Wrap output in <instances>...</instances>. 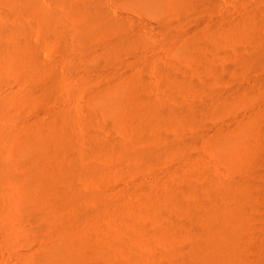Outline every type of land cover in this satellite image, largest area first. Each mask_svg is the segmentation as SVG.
<instances>
[{"label":"rangeland","instance_id":"1","mask_svg":"<svg viewBox=\"0 0 264 264\" xmlns=\"http://www.w3.org/2000/svg\"><path fill=\"white\" fill-rule=\"evenodd\" d=\"M11 1H14V0H11ZM18 1H23V0H18ZM27 1L29 3V7L30 8L28 7V10L24 14L25 16H22V17L19 18L18 22H19L20 25H22L21 26L22 29L21 30L19 29L20 31H18V32H20V35L16 34V37L19 38L21 41L25 42V44L28 45V47L31 50L33 49L32 51H34V53L36 54L35 55L36 59L34 58L35 60L33 59L34 60V61L32 60L33 62L30 61L28 66H27L26 62H24V63H26V65L23 62H21L19 64V62L16 61V60L13 61V62L11 61L12 63H14V65H12V63L10 61H9L10 62V64H9L8 60L3 59V58L0 57L1 58L0 59V63L2 62V64H0V66L1 65L3 66V64L7 66V67L6 66L2 67V68H5V73H7L5 75H4V72L2 74V70L3 69L0 67V69H1L0 70V99L3 98L4 100H8V101L0 100V101H4L3 103H5V104H2L0 102V104H2V105H0V108H1L0 113L2 112L0 114V163H3L2 165H4V166H6V165L9 166V163L12 162L10 164V168H11L12 165L14 166L16 164L14 166V172L11 171L13 174L15 173L16 175L14 174L15 176H13L12 173H10L11 174L10 176L7 175L6 177L10 181L4 180V179H7L5 176H3L4 179H2V180H4V182H2L0 180V264H17V263L21 264L19 262L20 261L22 262L23 259L31 261V260H33L35 258L43 259V260H49L53 264H64V262H65L64 260H65L66 257L67 258H71L70 260H72V261H75V260L82 261V259L87 261V260L91 259V255L90 254L93 253V252H96L98 250V248L96 249V247L99 244H101L102 242H103L102 244L107 243V242H108L107 244H109V242H110L109 246H111V244L113 242L115 243V241H117V239H118L117 236H119V238L121 240L120 239H118V240H120L121 242H125L126 241L125 245L128 247L129 250H127L126 249L127 247L125 246V250H123L125 252L124 253L122 252V254H120V256H116L117 258H115V256H114L113 257L114 261H116V260L117 261L113 263V260L111 259L112 263H109V264H119V263L123 264L124 262H128V261H126V258L130 259L129 260L130 262L128 264H130V263L131 264L132 263L136 264L138 262H140V264H154L156 261H158V263H160V264L162 262H163L162 264H170V263H167L170 260H172L171 264H174V262L175 263L177 262L176 264H180L181 263V259H179V261L177 259L179 257H182V256L185 257V255H187L190 252V251H187V250H192L195 246H197L196 244H198L197 243L198 238H197V235L195 237L194 233L195 232L197 233V230H198L197 228L200 226L199 225V221L197 222L198 219L195 218V216L189 210L190 209V205H189L190 203L188 204L189 208L187 207V209H184L186 207V205L184 206L183 204H187V201L189 202V200H190L191 203L192 202L194 203L195 200L193 201L192 197L193 198L195 197V199L199 198L197 200H202V202L201 201H196V204H200V203L202 204L203 202L205 203V204H202V205L200 204L199 206H204V205H207V204L211 205V206L212 205L216 206V204H217V206L219 207L222 204L221 203L222 199H220V197H221L220 194L223 192V189H224V187H222V186L227 187L226 188L227 190L225 189L224 192L228 191V189L229 190L235 189L234 190V192L236 191L235 194L237 193L239 196L235 195V197L237 196V198L230 197L231 198V199L229 198L230 201L228 200V202H226V204L229 203L228 205H225L226 208H223L222 210H220L221 214L218 212L215 217H213V218L210 217V221L211 222L209 221V219H207V221L205 220L206 222L209 221L210 224H209V222L206 223L205 221H204L205 222L204 224L206 226L208 224L209 227H213V226H211L213 223H214V226L216 224H218V226H220V227H222V226L226 227L227 226V228L228 227L231 228V230H230L231 233L229 234V239L227 241L219 244L217 249L216 248L213 249L212 253H210L208 251L206 252V256H208V257L205 260V264H251V262H255L256 260L257 261L254 264H256L258 262V260H259V262L261 264H264V252L262 250L264 248V203H263L264 202V192H263L264 191V141H263L264 138H262V137H264L263 136L264 135L263 134L264 133V130H263L264 129V0H219V3L217 4V6L214 5L217 8L213 7L212 5H211L212 7L209 6L210 3H207L208 6H207L206 3H203V6L202 5H198L199 6L198 9H196L197 8V6H196L195 10L191 9V8H194V7H188L186 9H183L184 13L182 12V14H181V11H182L181 10V11L177 12V14H176V15H178L180 13V15H178V17H173L171 19L166 15V12H165V9H167L166 7H171V6L174 5L175 1L176 2L177 1L180 2L181 0H155V1L154 0H124V1L122 0L121 2H119L118 0H116V1L115 0H113V1L112 0H97L98 2H96V0H94L96 2V4L94 3L93 0H91V2H90L91 4L90 3H85V4H88V5L89 4L93 5L95 7H96V5L98 3L100 7L102 6V10H103L101 12L102 13L101 17L102 18H103L104 11H106L105 12L106 15L104 14V16H105L104 20L108 16L107 17L108 20L112 19V20H110V22L112 21L115 24L114 21H116V22L118 21V23H116V24L124 26V28L121 27V26H118V25H114L113 26V24L111 22V24L109 25L110 27L107 26V29H108V27L110 28V29H108L109 31H107V29L105 28L106 26L103 27V28H105V30L101 29L102 27H100V26H104V25L100 24L101 21H104V20L100 21L98 19V17L93 16V15L91 16L90 14L85 13L86 11L84 9H83V11H81L82 8H80L81 10H79L78 7H76V9H75V7H74L75 5L74 4H76L77 0H75V1L72 0L73 2L71 0H63L62 2H61V0H26L25 2H27ZM30 1L33 3V4L31 3V6H30ZM82 1L83 2H87L88 0L87 1L86 0H81V2ZM99 1H100V3L102 5L99 3ZM156 1H157V4H156ZM0 2H1V0H0ZM59 2H61V3L58 4ZM67 2H70L71 4L70 3L68 4ZM92 2H93V4H92ZM1 3H0V5H1L0 7L3 8V6H2L3 4H1ZM163 3H165L166 5L163 4ZM34 4L35 5L37 4L36 5L37 7ZM66 4H68V6ZM104 4L105 5L108 4V5L105 6ZM148 4H150V5H148ZM32 5H34V6H32ZM69 5H71L70 9L73 6L75 11L79 10V11H77L78 13L74 12L73 7H72L71 10H69ZM155 5H156V7H155ZM59 7H60V9H58ZM161 7H162V9H161ZM2 8H0V13L3 14ZM189 8H190V10H189ZM59 10L63 11L64 13L63 12H59ZM48 11H51V13H55L56 15H57V12L62 13V15L59 14L57 16L61 15V16L66 17L67 14H70L69 13L70 11H72L71 14L76 13V15H73V16H71V15L68 16L67 15L68 18H63L62 17L65 21L63 19H60L61 16H60V18L59 17L56 18V19H58V21L61 20L62 21V23H61V22H58L55 19V17H57V16H54L51 13L49 14ZM140 11H141V13H139ZM42 12L48 13V15L47 14L45 15ZM250 13H252V14H250ZM2 14H0V25H1L0 26V37L3 36L1 34V31H3L2 29L4 28V26H7V25L8 26H12V24L15 23L14 22L15 19L11 18L12 19L11 20L9 17H7L9 19L6 20L5 19L6 16L4 17V15H3L2 16L3 18L1 17ZM242 14H244V15H242ZM49 15L54 16V17H50V18H52V20L54 18L55 21L53 20L52 22H49V21H51L49 19ZM87 15H89V19H88ZM251 15H253V17H255V18H252ZM47 16H48L49 20L46 21ZM238 16L241 17V18L246 17V18H244V22L243 23H242L241 18L238 19L241 22L237 21ZM70 17L72 19L74 17H77L76 19L74 18V23L80 21L79 23L81 24L84 21L83 23L88 24L87 22H89V23L92 24L93 28L95 27V22H96L97 26L95 28L96 29L99 28L100 32H102L103 30L105 31V34L103 36L100 35V34H103L104 31L102 33H100V32L98 33L97 32V34L100 35V37L98 39L102 38V39L105 40V42L102 41L103 42L102 45H105V47H103V46H95L96 44H99V43L98 42L97 43L94 42V48H91V47H93V42H92V44L89 45V46H91L89 48L92 49V50H90V49H87L88 45L87 46L86 45L83 46L82 43L80 44V40L78 39V35L79 34L77 33L78 32L77 30L79 29V23H76V24H78V25H76L78 27L74 28L75 24L70 22L72 24V26H73V27L71 26V28H70V23L67 21V19H69ZM90 17L92 18V20H90ZM93 17H94V19H93ZM95 17H96V19H98V22H97V20L95 21ZM80 18H82V19L80 20ZM185 18H187V19H185ZM249 18H251V19H249ZM174 19H175V21L177 20L176 22H173L174 24H177V25H174V26L175 27L177 26L176 27L177 30L179 29V31H181V32H177V30H175L173 32L174 34L178 33L181 36L182 34L184 35V33H185L184 31L189 30V33H187L188 32L187 31L186 32L187 34L185 33L184 37L181 36V37H183V38H181V41H178V39L180 40L179 35H176V37H174V36L170 37L169 35H167L166 31L164 30V28L166 29V26H164V25H166L167 23H170V24L167 25V27L168 26L169 27L173 26L172 21H174ZM178 19H180V21ZM224 19L225 20L227 19V21L231 20V22H233V21L234 22H233V24H231L230 21H228L229 23H227V21H224ZM43 20H45V22ZM122 20H123V22H122ZM127 20H128V22H125ZM208 20L210 22L206 23V21H208ZM20 21H21V23H20ZM56 21L58 23L62 24L60 26H63V25L65 26L66 23L67 24L69 23V25H66L65 27L68 26V29L73 30V31H71V33H69V34L72 35L73 38L68 33L67 34L65 33V36H64V34H62L63 31L60 30L61 27L60 26H58L60 28L56 27V25H58V24H55ZM161 21H163V23ZM235 21H237V24H239V26H236V24H234ZM1 22H2V24H1ZM10 22H11V24H10ZM12 22H14V23H12ZM64 22H65V24H64ZM104 22L107 23L106 25H108V22H106V21H104ZM155 22L157 24H155ZM216 22L219 23V24H217ZM221 22H222V24H220ZM238 22H240V23H238ZM26 23H27V25H26ZM53 23L55 25H52ZM98 23H99V26H98ZM178 23H179V25H178ZM180 23H181V26H180ZM31 24H32V26L34 28L31 26ZM46 24L51 26L50 29H49V26H47ZM91 24H89V26ZM144 24L145 25L147 24L146 27H145ZM230 24L232 26H234V27H232V29L234 30L232 32L234 34L231 33V35L232 34L233 35L232 36L229 35L231 38H228L229 36L223 37V35H220L221 34L220 32H219V34L216 33L218 31H220L219 30V29H221L220 26L230 25ZM162 25H163L164 28L163 27H158V26H162ZM206 25H208V26H206ZM115 26H117V27H115ZM125 26H127V28ZM178 26H179V28H178ZM240 26H241V28H240ZM92 27L90 26V28L93 30ZM182 27H184V29ZM54 28L55 29L57 28V29L55 30ZM62 28H64V27H62ZM72 28H74V29H72ZM95 28H94L93 31L96 32ZM120 28H123L124 32H126L127 35L124 32H122L121 30H116V29H120ZM160 28H162V29H160ZM216 28H217V31L213 34L212 32L214 30H216ZM235 28L237 30H235ZM53 29L56 31L55 32L56 34L53 31H52L53 34H52V32H50ZM58 29H59V32H58ZM209 29H210L211 32L209 31ZM238 29H240L241 31L238 30ZM47 30H48V32H47ZM130 30H132V32ZM205 30L208 31V32H206ZM120 31L123 34H117V32L119 33ZM162 31H164V32L162 33ZM235 31H236V33H235ZM57 32L60 33V34H58ZM68 32H69V30H68ZM72 32H74L75 34L72 33ZM107 32L109 34H111L112 37L110 35H108ZM113 32H115V34H117V35L113 34ZM194 32H196V33H198V32L200 33L201 32V33H200V35H198L199 33L196 34ZM164 33H166V34H164ZM57 34L60 35L63 40L61 38H59L60 36H57ZM135 34H136V36H134ZM174 34H172V35H174ZM188 34H190V35H188ZM204 34H205V36L207 34H212V36L216 35L219 38L221 36L222 38H220V39L218 38V40L219 41L221 40L220 42H222V43L218 42L216 36H215L216 39L215 38L213 39L212 37L209 39V37L211 35H207L206 38L204 39V37H205ZM253 34H254V36H253ZM99 35H97V36H99ZM125 35H126V37L128 36L129 38L128 37L127 38L124 37ZM130 35L133 36V37H131ZM186 35H188V37ZM202 35H203V38H202ZM53 36H54V38H53ZM105 36H107V37H105ZM118 36H120V37H118ZM139 36H141L142 38L139 37ZM168 36L170 38H168ZM185 36H186V38H185ZM190 36L191 37L195 36V38L193 37V39H196V41L198 39L199 43L203 44L202 45V47H204L203 49H205V51L208 50L204 54L205 57L203 56L200 59L197 58L198 62H197V60H195L196 58L194 59V57L192 56V52L188 48V44L190 42H192L190 40H193V39L190 38ZM114 37H115V39H114ZM163 37H164V40H163ZM177 37H179V38L177 39ZM198 37H200V38H198ZM260 37H261V39H260ZM74 38H75V40H74ZM105 38L106 39L108 38L110 41L113 38L112 42H114V40H115L114 43L116 45H112L113 43H111L110 41L109 42H110L111 45L108 44L111 47L114 46L115 49L113 47H112L113 48L112 49L111 47H108L106 45L109 42L106 43V39ZM123 38H124V40H123ZM166 38H168V39H166ZM171 38H173V39H171ZM174 38H176V40ZM224 38H226L227 40H225ZM108 39H107V41H108ZM120 39H121V41H120ZM125 39H127L128 43L125 42L126 41ZM183 39H184V41H183ZM199 39L200 40L204 39L203 40L204 42L200 41ZM207 39H209V40H207ZM78 40H79V44L76 43V41H78ZM116 40L120 41L119 44H117L118 42ZM122 40L124 42H122ZM140 40H142V41H140ZM145 40H148L147 41L148 44H147V42ZM172 40H173V42L175 44L176 43L177 44L173 45L174 43L172 42ZM158 41L161 42V43H159ZM205 41H206V43H205ZM121 42H122V44H120ZM129 42H131V46H129ZM165 42H166V44H165ZM184 42H186V43H184ZM242 42H244V43H242ZM61 43H63V44H61ZM68 43L70 45L72 44L73 47L71 45V48H70V45ZM124 43L127 44V45H125ZM171 43H172V45H171ZM123 44H124V47H122V50H123L122 51L121 50V46H123ZM133 44H135V45H133ZM185 44H187V45H185ZM223 44H225V45H223ZM243 44H244V47L242 46ZM68 45H69V47H66ZM75 45H76V47H74ZM117 45H121V46L117 47ZM215 46H216V48H215ZM246 46H248V47L250 46V47L248 48ZM253 46H254V49H252ZM84 47L87 50L85 49V51H84ZM106 47L109 48L110 50L108 49L109 50L108 51ZM255 47L260 52L255 50L256 49ZM79 48H81V49H79ZM172 48L174 50H172ZM69 49H70V51H69ZM113 50L116 51V52H114ZM252 50H254V51H252ZM93 51H94L95 54L97 52L98 53L95 55V54H93ZM102 51H104V52H102ZM111 51L114 52V53H117V55H119V56H116ZM121 51H122V53H121ZM256 51L260 55H258ZM262 51H263V53H262ZM105 52L108 55H110L111 57H109ZM108 52H110L111 54L108 53ZM216 52H218V54ZM255 52L258 55V60H260V61L263 60L262 62L257 60V64H260V65L257 66V67H259V69L255 68V67L254 68H250V69H248V68L245 69L244 67H242L243 69L241 70L240 61H242V59L244 61L245 60H249L250 58H252L255 55ZM249 53H250V55H249ZM92 54H93V56H91ZM188 54H190V55H188ZM229 54L230 55L232 54V55L230 56ZM240 55H242V57ZM244 55L246 56V58H245ZM90 57L92 59V60L90 59L92 62L90 60L88 61V58H90ZM98 57L100 59L99 60L100 62L96 61V59H98ZM101 57H102L103 60L101 59ZM206 57H207V59L204 60V58H206ZM192 58H193V61L191 60ZM215 58H216V60H215ZM234 58H236V59H234ZM2 59L6 60L7 62L6 61L3 62ZM86 60L89 63H87ZM104 60H106L105 61L106 64H105ZM235 61H237V62H235ZM238 61H239V64H238ZM74 62H75V64H74ZM94 62H96V63L98 62L99 63L98 66H93L92 65L95 68L98 67L96 69L92 68V67L91 68L89 67ZM153 62H155V64ZM165 62H167V63H165ZM196 62H197V65H196ZM33 63H34V65H33ZM80 63H81L82 66L79 65ZM15 64L16 65L18 64V65L15 66ZM86 64H89V65L87 66ZM148 64H150V65H148ZM201 64H204L205 67L207 66L206 67L207 69L205 68V70L200 71L199 67H200ZM72 65H74V66L72 67ZM83 65L84 66L86 65V66L84 67ZM99 65H101V66L103 65L102 66L103 68L101 66L99 67ZM160 65H162V66H160ZM20 66H23V67H20ZM13 67L14 68L16 67V69H14ZM150 67H151V69H150ZM85 68H87V70ZM154 68H156V69H154ZM163 68L164 69L166 68L167 72ZM232 68L234 69L233 71L235 73L232 71ZM90 69H91V71H89ZM9 70L11 72H9ZM99 70L100 71L104 70V71L101 73ZM106 70L108 72H106ZM156 70H158V71H156ZM160 70H161V72H159ZM163 70L165 71L166 74L169 73V75H166ZM228 70H230V71H228ZM235 70H237V72ZM243 70H244V72H243ZM141 71L142 72L144 71L143 72L144 75H143V73ZM169 71H172V73L169 72ZM187 71H188V74L186 75ZM206 71H207V73H206ZM222 71H224L223 74H221ZM248 71H250V72H248ZM257 71H260V72L257 73ZM136 72H139V73H136ZM140 72H141L142 75L140 74ZM174 72H176L175 74L177 76H178V74L182 75V72L185 73L183 75L184 79L181 80V78H182V77L180 78L181 75L176 77L173 74ZM194 73H196L197 75L198 74L199 75L202 74V76H200L202 79L200 78L201 79L200 80L199 77H197V75L195 77ZM205 73H206V75H204ZM217 73H219V74H217ZM211 74H213L212 77H210ZM157 75H160V76H157ZM171 75H173V76H171ZM203 75L205 76L206 79H208V82L204 78ZM220 75H223V76H220ZM55 76H56V79H54ZM190 76L193 77V78H191ZM38 77H41V78L38 79ZM163 77H165L170 82H168L166 79H163ZM187 77H190L191 82H190L189 78L186 79ZM52 78L54 79V81L51 80ZM237 78H239V79H237ZM44 79H46L45 82H44ZM137 79H138V81H140L141 85L142 84L143 85L146 84L145 85L146 88H143L145 86L142 85L141 88H140L141 92L138 93L140 95L139 97L142 98L143 102H147L148 99L150 101V99H151L150 97L152 96L153 98L151 99L152 100L151 102L154 103L155 101H158L157 103L155 102L154 104L159 107V108L157 107L159 110H162V111H160V114L155 116L156 118H154V117L148 118L149 122L146 121V125L150 124V126H148V125L145 126V128L142 129L143 132L140 131V133H142V134H140V136H138V137H137V135H139V132L136 134V131H138V130L133 126L134 124L132 125V121L128 120L129 122H131V125L133 126V128H132L131 125H130L131 127L129 126V122L128 121H126V122L122 121V120L120 121L118 118H116V115H115L116 111L113 110V108L111 109V107L110 108L108 107V105L106 103V98H104L105 92H107L109 90L117 89V88H121V89H125L126 88L127 89V84L131 83V82H133L134 80H137ZM159 79L160 80L162 79V81H160ZM163 80H164V82H163ZM186 80L188 81V83L190 82L189 84L187 83L188 85L185 83ZM113 81H115V82H113ZM172 81H174L176 84L173 82L174 83V85H173ZM197 81H198V83H197ZM231 81H233V82H231ZM36 82L37 83L38 82L39 83L43 82V84H45V85H48L46 83H50V84L53 85L52 86V85L49 84V86L52 89L50 90V92H48L49 93V94H47L48 96L46 95L47 98H46V96L45 97L43 96V98H44L43 99L41 97V95L36 96L37 95V91H38V89H37L38 87L36 88V86L37 85L39 86V84H37ZM58 82L59 83L62 82V83H60L61 85H59ZM161 82H163V84H167V82H168L169 84H167L165 86V85H162ZM88 83H89V85H88ZM204 83L207 86H205ZM220 83H221V85H220ZM223 83H224V85H223ZM193 84L196 85L197 88ZM106 85L107 86L109 85L110 88L108 86V89L105 91V89L107 87ZM152 85H153V87H152ZM158 85H159V87H158ZM230 85H231V89H228V88H230L229 87ZM91 86L93 88L95 87V88H98V89H95V88L92 89ZM173 86H175V87L177 86V87L174 88ZM199 86H201V87L199 88ZM217 86H218V88H215ZM33 87H34V89H33ZM99 87L100 88L103 87L104 90H101L102 88L99 89ZM181 87H182V90H181ZM183 87H184V89H183ZM223 87H224V89H223ZM166 88H167V91H165ZM169 88H170V91H168ZM172 88L175 89V92L177 91L178 94L176 93V95H175V92L173 90H171ZM178 88H180L179 91H178ZM213 88L215 90H213ZM144 89H145V91H143ZM185 89H186V91H185ZM222 89H223V91H222ZM85 90H87V91H85ZM97 90L100 91V92H97ZM216 90H217L218 93L216 92ZM35 91H36V95L34 94ZM89 91H90V94L88 95ZM93 91H94V93L97 92V94L94 95ZM163 91H165V92H163ZM187 91H188V93H187ZM233 92H234V94H233ZM219 93L222 94V95H220ZM225 93H227V94H225ZM230 93L234 97H232L230 95ZM246 94H247V96H246ZM89 96H91V97H89ZM146 96H147L148 99L145 98ZM166 96L168 98H165ZM10 97H11V99H10ZM174 97H176L177 99L174 98ZM227 97H228V99H225ZM143 98L147 99V101H144L145 99H143ZM166 99L168 100V102H167ZM183 99H185V100L183 101ZM90 100H92V101H90ZM160 100H162V101H160ZM169 100H171V101L169 102ZM6 102H8V103H6ZM183 102H184V106H183ZM116 103H117L116 101L113 102L114 109H121L122 106L120 104H116ZM158 103H164V104H162V105L160 104L159 105ZM166 103H167V105H166ZM192 103H193L194 106L192 105ZM194 103H197V104H194ZM202 103H203V105H202ZM3 105H4V107H2ZM181 105H182V107H181ZM164 106L167 108V111H166V108ZM174 106H176V107H174ZM197 106H199L201 108L197 109ZM163 107H164L165 110H163ZM171 107H173V108H171ZM183 107L184 108L185 107H189L187 109H189V111L191 110V112H192L191 115H193V113H194V114H196V115H194V117L195 116L196 117L194 118L193 116H190L191 117L190 119L187 118L185 120V118H182V117H179V116L175 115V112L179 111L180 108H183ZM218 107L221 108V109H219ZM224 108H226V109H224ZM168 109H170V110H168ZM171 109H173V110L175 109V111H173V110L171 111ZM176 109H178V110H176ZM202 109H204L205 112ZM75 111H76V113H75ZM163 111H164V113H163ZM202 111L204 113H202ZM72 112H73V114H72ZM91 112H94V113H91ZM208 112H209V115H208ZM89 113H91L92 116H93V114H96V115H94L92 117L91 114H89ZM166 113H167V116H165ZM199 113H201V114H199ZM169 114H171L172 116L169 115ZM203 114H205V115H203ZM79 115L81 117H79ZM200 115H202V116H200ZM207 115H208V117H207ZM62 116L65 119L64 124L62 122L64 120ZM169 116H171V117L169 118ZM76 117H78V120H77ZM165 117L167 119H165ZM172 117L173 118L176 117V118L173 119ZM198 117L201 118L202 120L199 119ZM67 118H68V122H66ZM85 118L88 119V120L85 121ZM152 118L154 120L155 119H157V120L154 121ZM161 118H163V119H161ZM168 118L169 119L172 118V120H171L172 123H171L170 120H168ZM178 119H180V122L177 121ZM76 120L78 122H76ZM89 120H90V122H89ZM106 120H107V122H106ZM160 120H161V122H160ZM167 120L169 122L168 124L166 123ZM183 120H185L184 121L185 123L183 122ZM187 120H189V121H187ZM69 121H70V123H69ZM98 121H99V123H98ZM162 122H163V124H162ZM175 122H176V124H175ZM187 122H189V123H187ZM100 123L101 124L103 123V124L101 125ZM159 123H161V124H159ZM190 123H192V124H190ZM70 124H72V125H70ZM124 124H125L126 127L124 126ZM165 124H166V127H165ZM184 124H186V125H184ZM60 125H62V126H60ZM157 125H159V127H161L159 130H158L159 127ZM160 125H162V126H160ZM163 125H164V127H163ZM239 125H241V126L239 127ZM69 126H71V127H69ZM117 126H118V128H117ZM155 126H156L158 131L156 130ZM216 126L218 128H216ZM148 127L154 128L153 131H152V129H148ZM32 128L34 130H36V128H37L38 131H34ZM74 128H75V130H74ZM94 128H95V130H94ZM109 128H110V130H109ZM134 128L136 130H134ZM228 128H229V130H228ZM26 129H27V131H26ZM67 129H69L70 131L67 130ZM226 129H227V131H225ZM130 130H131V132H130ZM144 130H146V132H148V133L150 132V133L147 134ZM154 130H156V134H153V132H155ZM223 130H224V132H223ZM254 130L257 131V132H255ZM33 131L36 132L37 134L34 133ZM100 131H101V133H100ZM168 131H170V132L168 133ZM219 131H221V133L223 132L224 134H226L227 132L230 135L232 134L230 136V140L228 142L227 148H226V145H225L223 139L218 137ZM160 132H161V134H160ZM151 133H152V135H151ZM88 134H90L92 138ZM100 134H101V136H99ZM130 134H132V135H130ZM166 134H168V135H166ZM21 135H22L23 138L21 137ZM37 135L42 139L41 140L42 152L39 153L34 158V156L36 154H33L32 152H25V147L27 148L28 146H30L31 139L33 137H35V136L38 137ZM141 135H143L142 136L143 138L141 137ZM154 135L156 136L157 142H156V139L154 138L155 137ZM214 135H215V137H214ZM17 136H18V138H16ZM64 136L67 137V139H65ZM102 136H104V137H102ZM146 136H147V138H146ZM61 137H62V139H61ZM140 137L143 139V140L141 139L142 142L144 141L143 144H142L141 140L139 139ZM152 137H153V139H152ZM88 138H90L91 141ZM105 138L108 141L107 145H106ZM149 138L152 139V140L151 141H147V140H150ZM63 139L66 140V143L69 140H70L71 143H73L75 141L74 144H72V145H74L73 148L75 149V154H74L75 156L73 155V157H71V159L73 158V160H72L73 164L77 163L79 160L81 162L79 161V164L77 163L74 166L71 163V159L70 160L66 159L67 162L69 161V163H70L68 165H71V167H73V168L70 167V171L69 172L72 173V171L74 170L73 173L75 172V174H77V175L79 174L80 176H76L75 174L72 173L74 179L72 178V180H69V182L65 180L66 182L61 183L60 181H64V180H60V178H58L57 175L55 174V173L58 172L56 170V168L57 169L60 168V165L57 162H55L56 161L55 159H56V157L58 155H60L59 153L61 152V150H63L65 153L67 152V151H65V150H67V144L66 143L65 144L62 143V142H65ZM96 139H97V141H96ZM175 139L176 140L178 139L177 142H179V139H181L180 142L178 143L179 145L178 144L176 145V142H175L176 140ZM214 139H216V140H214ZM98 140H100V141H98ZM133 140H135V142ZM4 141H6V142H4ZM132 141H133V145L129 146L128 144L129 143L132 144L131 143ZM136 141H138L140 143H138ZM60 142H61V145H60ZM174 142H175L176 146L174 145ZM3 143L5 145H3ZM77 143H79V144H77ZM109 143L110 144L113 143V144H111L109 146ZM120 143H121V145H119ZM166 143L167 144L169 143V145L170 144L171 145L170 146L166 145ZM186 143L188 145H186ZM238 143H239V145H238ZM150 144H152V145H150ZM172 144H173L174 147L172 146ZM49 145H50L51 149L49 148ZM89 145H91V146H89ZM95 145H97L98 147L100 146V148L98 149V147L95 146ZM112 145H114L113 146L114 148L111 147ZM115 145L117 147L123 145V147H125V149H124L125 152L122 151L123 147H121V148L118 147V149H115V148H117ZM143 145L146 146V147L144 148ZM53 146H55V147H53ZM81 146H82V148H81ZM133 146H134V148H133ZM136 146L137 147L139 146V147L143 148L144 150H147V147H148V149H149V150H147L148 152L152 151V149H153L152 153L154 155L157 154L156 155L157 157L158 156L159 157L161 156V157L159 159H157V157H156L155 160L152 159L151 161H153V163H151V161L148 162L150 159L149 160L148 159L143 160V158H141V157L139 158V162H136L138 160V157H137V159L135 158L136 159L135 160L133 158V156H136L137 154L140 153L139 151L142 150L139 147L136 148ZM158 146L159 147H161V146L163 147V148L161 147L162 149L159 148L161 150L165 149V150H163L165 155L158 149ZM92 147H95V148H92ZM106 147H108L109 150L106 149ZM130 147H132L133 149L130 148ZM150 147L152 148L151 150H150ZM164 147H166V148H164ZM171 147H173L174 149L171 148ZM259 147H260V149H259ZM58 148H60L61 150H59ZM112 148H113L114 151L112 150ZM44 149H46V150H44ZM52 149H54V150L52 151ZM55 149L56 150L58 149L60 151L59 152L57 150L58 155H57ZM135 149H137V150L140 149V150L137 153V150H135ZM157 149L160 152H158ZM179 149L182 150V151H180ZM132 150H135L133 152L136 155L131 154ZM250 150H251V152H250ZM154 151H155V153H154ZM166 151H168V152H166ZM43 152L44 153L47 152L46 153L47 156L45 154H43ZM79 153L81 154L82 157L79 156L80 155ZM82 153L83 154L85 153L84 154L85 157H83ZM149 153H151V152H149ZM158 153L159 154L162 153V155H159ZM127 154L128 155L131 154L132 157L128 156ZM175 154L178 155V156H176ZM167 156H169V157H167ZM207 156H208V158H207ZM26 157H28L29 159L32 158L38 164V167L40 166L38 168V171L36 172V175H34V176H28L29 174H27L26 172L24 173L23 160H25ZM53 157H54L55 161H53ZM130 157L133 159L131 161L132 163L129 160V159H131ZM84 158H86V160ZM161 158H162V160L160 161ZM176 158H178V159L176 160ZM181 158H183V159H181ZM184 158H185V160H184ZM186 158H188V159H186ZM38 159H39V161H38ZM46 159L48 160V162H47ZM140 159L143 162H141ZM40 160H41V162H40ZM84 160H85V164H83V166L85 165V167H86V164H88L87 166L89 168L86 167L84 169V168H82L83 166L81 168H78V167L81 166L80 164H82V162L84 163ZM21 161H22L23 164L21 163ZM133 161H135V162H133ZM176 161H179V162H176ZM204 161H206V162H204ZM16 162H18V163H16ZM214 162H216V163H214ZM46 163H47V165H46ZM51 163H53V164H51ZM212 163L214 165H212ZM43 164H44V166H43ZM192 164H194V168H195L194 169L195 171H193V172H192V170H193V165ZM21 165H22L23 169H22V167L20 168ZM52 165H53L54 169H53ZM77 165H78V167H77ZM199 165H201V166H199ZM13 166L11 168L12 170H13ZM16 166H19V167H16ZM207 166H209V168L211 167V169H209ZM44 167L46 168V170H44L45 169ZM49 167H52V168H49ZM15 168H17V170L18 169H20V170L17 172V171H15L16 170ZM51 169H53V170H51ZM79 169L80 170H82V169L86 170L87 169L86 172L87 171H89V172L85 173L83 171V173H82V171H79ZM49 170H50V172H47ZM54 170H56V171H54ZM204 170H206L207 172L204 171ZM208 170H210V171H208ZM22 171H23V173H22ZM185 171H188V172L186 173ZM209 172H210V174H209ZM22 174H25V175L23 176ZM52 174H54V175H52ZM250 174L252 175V177H250L251 176ZM74 175H75V177H74ZM195 175H196V177H195ZM205 175H206V177H205ZM256 175L258 176L259 179H257ZM23 177H24L25 181H24ZM200 177H202L204 179L202 180V178H200ZM212 177L214 178L215 182H214V180H212L213 179ZM0 178H2V177H0ZM16 178L18 179V181H16L17 180ZM19 178H21V179H19ZM53 178H54V180H53ZM55 178H56V180H55ZM207 178L210 179V180H207ZM58 179L60 181H57ZM247 179H248V181H247ZM251 179H253V180H251ZM174 180H175V182H174ZM204 180L207 181V182L210 181L212 183L209 182L210 184L208 185L207 182L204 183L205 182ZM224 180L226 182H224ZM70 181L71 182L74 181V182H72V184H70ZM246 181L249 182V187L247 186L248 184H247ZM254 181H255V186H257V188L254 186ZM32 182H33V184H32ZM55 182H58V183L55 184ZM163 182H165V185L163 184ZM181 182H182V184H181ZM241 182H243L244 184L241 183ZM222 183H224V184H222ZM227 183L228 184L230 183L231 185L230 184L228 185ZM63 184H65L66 186L63 185ZM177 184H178V187H181V188H177V186H176ZM214 184L216 185V187L214 186ZM225 184H227L228 186H226ZM242 184L245 185V187H243ZM186 185H187V187L190 185L188 187L190 190L186 187ZM194 185H196L197 187L194 186ZM201 185H203L206 188L204 189L203 186H202L203 188H201ZM210 185H211V187H209ZM212 185L214 186L213 187L214 191H211V189H209V188H212ZM217 185L221 186L220 187L221 191L216 189V188H219ZM251 185H252V187H251ZM64 186H65V188H64ZM174 186H175V193L176 194H174L175 196L173 195V198L169 199L167 196L170 197V195H172L173 188H171V187H174ZM184 186H185V188H184ZM231 186H233V187H231ZM162 187H166V189L169 191V193H170V191L172 189L171 194L170 195L167 194L168 191L167 190H166L167 192L164 191V188L162 189ZM239 187H241V189ZM30 188L32 189V191H31ZM139 188H141V189H139ZM182 188H184V189H182ZM191 188H192V190H191ZM37 189H38V191H37ZM54 189L55 190L57 189V191L56 192L54 191V192L55 193L58 192L57 194L58 195L60 194L59 195V197L61 196L60 198L58 197L57 194H55V196H57L58 198L55 197L54 194H51L52 190H54ZM61 189H64L65 191H63ZM68 189H70V190L68 191ZM179 189L182 191L183 194L177 193V192H181ZM206 189L208 190V192L206 191ZM255 189H256V192L258 194L254 191ZM160 191L162 193L163 192L164 193L162 194V193H160ZM215 191H217V192H215ZM240 191H241V194H240ZM32 192H34V193H32ZM62 192H64V193H62ZM145 192L148 194V196L146 195ZM184 192H185V194H184ZM204 192H206L207 194H205ZM209 192H211V193H209ZM140 193H141V195H140ZM151 193L153 195H155V193H156L155 196L157 198L154 197V199L152 198V200H151V197H152V196H150ZM173 193H174V191H173ZM196 193H197V195H196ZM208 193L212 194V195H209ZM215 193H217L216 194L217 197L219 196L218 197L219 199L216 197V199L219 200V201L217 200V203H216V201H214V200H216L215 199V196H216ZM254 193H255V195H253ZM12 194H13V196H12ZM15 194H16V196H15ZM43 194H45V195H43ZM63 194H65L67 196H64ZM199 194H202V196L203 195L204 196L202 197ZM256 194H257V196H256ZM17 195L19 196V198L17 197ZM36 195L42 196L43 199L46 198V200L45 199L43 200L44 202L45 201L48 202V197H49L50 199H49L48 204L50 203V206L56 205V206H53L52 209L49 206L50 209H51L50 211H52V210L53 211L47 213L46 214L47 216L45 215V221H43V222L40 221V223H42V224L44 223L43 224V225H45L44 227L40 223H39L40 225H37L38 221L35 218H34L35 220L32 217L30 218L31 215H28L29 214L28 208H29L30 204L32 203L31 201L34 200V199L32 200V198L35 197ZM69 195H70V197H69ZM144 195L146 197H144ZM180 195H183V197L181 196L182 197L181 198ZM207 195H208V197H207ZM22 196H23V198H22ZM46 196H48V197H46ZM210 196H212L213 198L212 197L210 198ZM241 196L242 197L246 196V197H244L245 199H243V198H241ZM247 196H253V197H248V198L252 199V200L249 199L250 202H249ZM260 196H262V197L260 198ZM52 197H54V198H52ZM175 197H176V199H175ZM189 197H190V199H189ZM238 198H241L242 201H241V199L238 200ZM16 199H18V200H16ZM55 199H57V200H56V203L54 204L55 201H51V200H55ZM145 199H147V200H145ZM164 199H165V201H164ZM203 199L206 200V201H204ZM208 199H210L211 201L214 199L213 201H214L215 204L213 203V201L210 202V200H208ZM67 200H68V202H66ZM150 200L151 201L154 200L153 201L154 203L150 202ZM170 200H172V201H170ZM234 200H235V203L239 202L238 204H241L240 208L242 207L241 208L242 210L239 209L237 212H236V210L238 208L236 210H233V206L231 204V206H232L231 207L230 203H231V201L234 202ZM247 200H248V202H247ZM258 200H260V201L258 202ZM17 201H19L20 203L17 202ZM148 201L150 202L151 205L149 204ZM155 201L156 202L158 201L159 203H156ZM166 201H168V203ZM15 202H17L18 204L15 203ZM142 202H144L146 205L143 203V206H142ZM165 202H166V204L168 206L165 204ZM171 202H174V204L171 203ZM170 203H171V205L173 207L169 206ZM22 204L24 205V207H23ZM25 204L28 205V206H26ZM175 204L178 205V208H176L177 205H175ZM179 204H180V207H179ZM224 204H225V200H224ZM153 205H155V206H153ZM181 205L183 207V210H182ZM245 205L249 209L244 207ZM253 205H254V207H253ZM61 206H62V208H61ZM65 206H67V208ZM69 206H71V207H69ZM170 207L173 209V211H170V210H172ZM220 207H222V206H220ZM21 208L22 209L24 208V212H23V210ZM58 208H60V209H58ZM81 208H83V210ZM148 208H149V211H148ZM158 208L159 209L162 208L161 212L164 211V213H162V215H161V212H159ZM85 209H86V212H85ZM145 209H147V211H145ZM176 209H179L180 211L176 210ZM224 209H226V210H224ZM76 210L78 212H75ZM247 210L248 211L250 210L249 213H248ZM80 211H81V214H80ZM88 211H89V213H88ZM185 212L188 213V214H186ZM226 212L230 213L229 217H227L228 213L226 214ZM234 212L235 213H239L240 212V214H236V215L233 214L232 215V213H234ZM50 213H52L53 215L50 214ZM85 213H87V214H85ZM93 213L95 214V216L93 215ZM250 213H251V215H253L252 217H251ZM151 214H153V215H151ZM157 214H158V216H157ZM225 214H226V217L229 218V220H231V219L233 220V221H231L232 223L230 221H229L230 223L228 222L227 218L224 216ZM242 214H243L244 217L242 216ZM26 215H28V216H26ZM50 215H52V216H50ZM186 215H189V216H186ZM221 215H222V217L224 216L223 217L224 219L223 218L221 219ZM65 216L66 217L68 216V217L65 218ZM72 216H74V217H72ZM86 216H88V217H86ZM151 216H153V217H151ZM154 216H156L157 218L161 217V219L159 218L160 221H158V219L156 217H154ZM75 217H77V218L79 217V218L77 219ZM102 217H103V219H102ZM187 217H188V219L190 217H193L196 221L193 218H192V220L190 218V220L187 221L188 220ZM52 218H53V221H52ZM72 218L73 219L74 218L77 219V221L74 222L73 220H71ZM108 218H110V219H108ZM219 218L221 219L222 222L225 221L226 223L225 222L222 223ZM152 219H153V221H152ZM155 219H157V222H156ZM217 219H219V220H217ZM242 219H243V222H242ZM249 219H250L251 222L249 221ZM31 220H33V221H31ZM70 220H71V222H70ZM63 221L65 222V224L63 223ZM161 221L162 222L164 221V222L162 223ZM236 221L239 222V224H237ZM66 222H69V223L66 224ZM76 222H77V224L79 226L77 224H75ZM153 222H154V224L156 222L157 223V227H159V228H157L156 224L154 225ZM181 222H183V223H181ZM218 222L222 223L223 225L219 224ZM245 222L248 223V224H246ZM45 223L46 224L50 223V227H49V224H47V227H46ZM195 223L197 224L198 227L195 225ZM227 223H228L229 226L227 225ZM69 224H70L71 228L74 225H75V227L78 226V231H77L76 228H73V230H72L69 227L70 230H69V228L67 229L65 225L68 226ZM81 224H82V227L80 226ZM100 224L102 226L103 225H105V226L104 227H100L99 226ZM132 224H133V226H132ZM60 225H61L60 229L63 231V233L61 232L60 229H58L59 228L58 226H60ZM159 225L160 226H165V228H161ZM238 225H239V227H238ZM98 226H99V228H98ZM136 226H137V229H136ZM254 226H255V228H253ZM105 227H107L108 229H111L112 233H111V230H110L109 233L106 231L107 232L106 233L105 230H108V229L105 228ZM185 227H187V228H185ZM188 227H190V229ZM53 228H55V230H53ZM81 228L84 229V230H82ZM85 228H86V230H85ZM155 228L157 229V231H156ZM160 228H161V230H159ZM174 228H176V229H174ZM250 228H251V230L249 231L248 229H250ZM99 229L100 230L102 229V231L105 232V234L102 231H99ZM52 230H53V232H52ZM56 230H58V231L60 230V232H57ZM127 230L128 231L132 230V231L128 232ZM144 230H145V232H144ZM54 231H55V234H54ZM69 231H70V233H68ZM182 231L185 234L182 233ZM113 232L116 233V235H117L116 236L117 237L116 240L114 239L115 235H114ZM141 232L144 233V234H142ZM241 232L244 235L241 234ZM59 233H60V236H59ZM64 233H65V235H64ZM78 233H80V234H78ZM186 233H188L189 235L186 234ZM246 233H248V235L252 234V235H250V236H252V239L249 236V238L251 240L247 237L248 235ZM106 234L108 236L110 234H112V235H114V238L112 237L113 238L112 240L111 239H109V240L105 239L107 237ZM131 234L132 235L134 234L133 235L134 237L131 236ZM231 234H233V236ZM74 235H75V237H74ZM99 235L101 236L100 238H99ZM122 235H123V237L124 236H126V237L123 239ZM136 235L138 236V238H137ZM193 235H194V237H193L194 239L192 238ZM111 236H109V237H111ZM54 238L57 241H55ZM103 238L106 241H103L104 240ZM98 239L99 240L101 239L100 240L101 242L98 243L97 242V241H99ZM257 239H258L257 242H253L252 241V240L256 241ZM132 240H135V241H132ZM193 240H195V242ZM259 240H261V244H260ZM128 241H129L130 244H127ZM136 241H138V242L135 243ZM249 241L251 243H249ZM176 242H178V243H176ZM190 242H191V244H190ZM252 242H253V244L256 245V247L258 246L257 248L260 249V250L256 249V251L260 252L262 250V253L260 252V255H259V252H255L254 251L255 248L251 247V246H253V245H251ZM131 243L133 244L132 246H130ZM174 243H175V245H174ZM238 243H239V245H238ZM94 245H97V246L95 247ZM177 245H178V247H177ZM259 245H260V247H261V245H263L261 247L262 249L259 247ZM92 246L94 247V250L96 249V251L93 250V252H92V249H93ZM109 246H108V248H109ZM134 246H136V247H134ZM235 246H237V247L234 248ZM62 247H63V249H62ZM175 247H177V248H175ZM182 247L184 248V250H183ZM176 249H178V250L176 251ZM248 249L250 250V252H249ZM130 250H132V251H130ZM251 251L252 252L254 251L255 255H259L258 256L259 259H258L257 256H256V258H257L256 259L255 256H254V252L252 253ZM42 252L44 253L43 255H42ZM98 252H99V255H98ZM98 252H97L98 257H97V255H95L96 253H93L94 255H92V257L94 259H95V257H97L98 259L104 260V258H103L104 256L100 253V250ZM131 252H134V253H131ZM175 252L177 254H175ZM45 253H46V255H45ZM137 253H139V254H137ZM147 253H149L148 256H146ZM150 253L155 254L154 255V256H156L155 259H153L154 258L153 254H150ZM167 253H171V254H167ZM246 253L248 255H250V256L248 257V255ZM256 253H258V254H256ZM76 254H77V256H76ZM131 254H134V255H131ZM174 254H175V256H174ZM100 255L102 256L101 258H100ZM143 255L146 256V257H143ZM158 255H159V258H160L159 260H157ZM168 255L171 257L170 260H169V257H167ZM180 255H182V256H180ZM172 256H173V258H172ZM230 256H233V257H230ZM78 257L79 258L82 257V258L78 259ZM119 257L122 260H124V262L122 260H120ZM140 257H142L141 261H139ZM175 257H178V258H175ZM19 258L20 259L22 258V259L18 260ZM93 258L91 259L92 261H94ZM230 258H231V260H230ZM248 258L251 260V262L245 260V259L249 260ZM98 259H96V260L98 261ZM235 259H237V260H235ZM91 260L87 261V262H91L92 264H95V263L97 264V262H95L96 260L94 262H92ZM149 260H151V261H149ZM173 260H175V261L173 262ZM23 261L24 262H22V263L28 262V261H25V260H23ZM136 261H138V262H136ZM153 261H155V262H153ZM99 263L100 264L102 263L101 260H99ZM158 263L156 262V264H158ZM183 263H184V260L182 261L181 264H183ZM184 264H186V262Z\"/></svg>","mask_w":264,"mask_h":264},{"label":"bare ground","instance_id":"2","mask_svg":"<svg viewBox=\"0 0 264 264\" xmlns=\"http://www.w3.org/2000/svg\"><path fill=\"white\" fill-rule=\"evenodd\" d=\"M25 1H26V0H25ZM25 1H24V0H23V1H18V0H17V1H16V0H14V1H11V0H3V1H2V0H1L2 3L0 2L1 4H3V5H2L3 8L0 7V8H2V11H3V14L0 13V14H2L1 17L4 15V17L6 16V18H5L6 20L9 19V18H10V19H11V18L15 19V21L13 20L15 23L12 22V23H14V24H12V26H8V25H7V26H4V28L2 27V28H3V29H2L3 31H1V34H2L3 36L0 37V57L3 58V59L8 60V62H9V61H10V62H11V61L13 62V61H15V60L18 61L19 64H20L21 62H23V63L26 62V63H27V66H28V64H29L30 61L33 62V61L36 59V58H35V55H36V54L34 53V51H32L33 49L31 50V49L28 47V45L25 44V42L21 41L19 38L16 37V34H19V35H20V32H18V31H20V30L22 29V28H21L22 25H20L19 22H18V21H19V18L22 17V16H25L24 14L26 13V11L28 10V7H29V3H28V1H27V2H25ZM62 1H63V0H61V2H62ZM71 1H72V0H71ZM74 1H75V0H74ZM77 1H78V0H77ZM77 1H76V4H74V5H75V6H74L75 9H76V7H78L79 10H81L80 8H82L81 11H83V9H84V10L86 11L85 13H88V14H90L91 16L93 15V16L98 17V19H99L100 21H101V20H104V17H105L104 14H105L106 11H104V13H103V18H102V17H101V15H102L101 12L103 11V10H102V6L100 7L98 3H97V5H96V7H95V6H93V5H90V4H91V3H90L91 0H90V1H89V0H88V1L86 0L87 2H83V1L81 2V0H79L78 2H77ZM93 1H94V0H93ZM112 1H113V0H112ZM115 1H116V0H115ZM118 1L121 2L122 0H118ZM123 1H124V0H123ZM154 1H155V0H154ZM154 1H153V2H154ZM34 2H35V1H34ZM61 2H59L58 4H60ZM72 2H73V1H72ZM96 2H98V1L96 0ZM96 2L94 1L95 4H96ZM171 2H172V1H171ZM31 3H32V2L30 1V6H31ZM67 3L69 4L70 2H67ZM74 3H75V2H74ZM85 3H90V4L88 5V4H85ZM99 3H100V1H99ZM115 3H116V2H115ZM203 3H206V4H207V3H210L209 6L212 5L213 7H215L214 5L217 6V4L219 3V0H181L180 2H179V1H177V2L175 1V3H174L173 6H171V7H166V6H165V7L167 8V9H165V12H166V15L171 19V18H173V17H178V15H180V13H179L178 15H176L177 12H179V11L182 10V11H181V14H182L183 9H186V8H188V7H194V8H191V9H194V10H195V7L197 6L196 9H198V8H199L198 5H202V6H203ZM32 4H33V3H32ZM68 4H66V5L68 6ZM70 4H71V3H70ZM92 4H93V2H92ZM95 4H94V5H95ZM100 4H101V3H100ZM156 4H157V1H156ZM161 4H162V3H161ZM163 4H165V3H163ZM206 4H205V5H206ZM34 5H35V4H34ZM34 5H32V6H34ZM36 5H37V4H36ZM36 5H35V6H36ZM101 5H102V4H101ZM104 5H105V4H104ZM106 5H108V4H106ZM106 5H105V6H106ZM125 5H126V4H125ZM148 5H150V4H148ZM165 5H166V4H165ZM169 5H170V4H169ZM0 6H1V5H0ZM70 6H71V5H69V10H71L72 7H73V6H72L71 9H70ZM98 6H99V7H98ZM161 6H162V5H161ZM202 6H201V7H202ZM207 6H208V4H207ZM212 6H211V7H212ZM36 7H37V6H36ZM74 7H73V10H74ZM148 7H149V6H148ZM155 7H156V5H155ZM29 8H30V7H29ZM62 8H63V7H62ZM105 8H106V7H105ZM145 8H146V7H145ZM215 8H217V7H215ZM58 9H60V7H59ZM67 9H68V8H67ZM106 9H107V8H106ZM106 9H105V10H106ZM142 9H143V8H142ZM152 9H153V8H152ZM161 9H162V7H161ZM202 9H203V8H202ZM255 9H256V8H255ZM255 9H254V10H255ZM33 10H34V9H33ZM36 10H37V9H36ZM65 10H66V9H65ZM79 10H77V11H79ZM144 10H145V9H144ZM189 10H190V8H189ZM54 11H55V10H54ZM57 11H58V10H57ZM77 11L74 10V12H77ZM81 11H80V12H81ZM154 11H155V10H154ZM184 11H185V10H184ZM200 11H201V10H200ZM200 11H199V12H200ZM250 11H251V10H250ZM255 11H256V10H255ZM38 12H39V11H38ZM48 12H49V14L51 13V11H48ZM55 12H56V11H55ZM59 12H63V11L59 10ZM59 12H57V15H59V14L62 15V13H59ZM65 12H66V11H65ZM71 12H72V11L69 12L70 14H67V13H66V14H67L68 16H70V15H71V16L76 15V13L73 12L74 14H71ZM247 12H248V11H247ZM42 13H44L45 15H46V14L48 15V13H45V12H42ZM63 13H64V12H63ZM77 13H78V12H77ZM83 13H84V12H83ZM139 13H141V11H140ZM144 13H145V12H144ZM163 13H164V12H163ZM183 13H184V12H183ZM51 14L54 15V16H57L55 13H51ZM146 14H147V13H146ZM185 14H186V13H185ZM189 14H190V13H189ZM250 14H252V13H250ZM61 15H60V16H61ZM63 15H64V14H63ZM67 15H66V17L61 16V18H60V16H57V17H55V19L58 18V17H59L60 19L68 18ZM84 15H85V14H84ZM84 15H83V16H84ZM105 15H106V14H105ZM144 15H145V14H144ZM183 15H184V14H183ZM242 15H244V14H242ZM248 15H249V14H248ZM254 15H255V14H254ZM54 16L49 15V19L51 20V21H49V22H52V21L54 20V18H53V20H52V18H50V17H54ZM80 16H81V15H80ZM85 16H86V15H85ZM87 16H88V19H89V15H87ZM161 16H162V15H161ZM249 16H250V15H249ZM251 16H252V18H255V17H253V15H251ZM7 17H9V18H7ZM45 17H46V16H45ZM62 17H63V18H62ZM96 17H95V21L97 20V22H98V19H96ZM107 17H108V16H107ZM107 17L105 18L104 21L108 22V25H106L107 23H105L104 21H101L100 24L104 25V26H100V27H102L101 29H104V30H105V28L107 29V26H109V25L111 24L112 21L110 22V20H112V19H109V20H108ZM109 17H110V16H109ZM117 17H118V16H117ZM119 17H120V16H119ZM157 17H158V16H157ZM168 17H167V18H168ZM189 17H190V16H189ZM242 17H243V16H242ZM2 18H3V17H2ZM24 18H25V17H24ZM43 18H44V17H43ZM74 18L76 19L77 17H74ZM74 18L72 19V18L70 17L69 19H70V20L72 19V20L70 21L69 19H67V21H68L69 23L71 22V23L75 24V25H74V28H76V27H78V26H76V25H78V24H76V23H79L80 21L74 23ZM82 18H83V17H82ZM82 18H80V20H81ZM85 18H86V17H85ZM113 18H114V17H113ZM240 18H241V17L238 16L237 21H240V20H238V19H240ZM244 18H246V17H244ZM244 18H241L242 23L244 22ZM257 18H258V17H257ZM5 19H4V20H5ZM45 19H46V18H45ZM49 19H48V16H47L46 21L49 20ZM93 19H94V17H93ZM106 19H107L108 21H107ZM115 19H116V18H115ZM181 19H182V18H181ZM185 19H187V18H185ZM211 19H212V18H211ZM233 19H234V18H233ZM249 19H251V18H249ZM249 19H248V20H249ZM11 20H12V19H11ZM56 20L58 21V19H56ZM63 20H64V19H63ZM77 20H78V19H77ZM90 20H92L91 17H90ZM117 20H118V19H117ZM119 20H120V19H119ZM131 20H132V19H131ZM153 20H154V19H153ZM167 20H168V19H167ZM178 20L180 21V19H178ZM246 20H247V19H246ZM252 20H253V19H252ZM43 21L45 22V20H43ZM54 21H55V20H54ZM57 21H56V23H55V24H58V25H56V27L62 25V24H61V23H62L61 20L58 21V22H61V23H58ZM64 21H65V20H64ZM72 21H73V22H72ZM86 21H87V20H86ZM95 21H94V22H95ZM113 21H114V20H113ZM120 21H121V20H120ZM120 21H119V22H120ZM171 21H172V20H171ZM176 21H177V20H176ZM176 21H175V19H174V21H172V23H173V22H176ZM181 21H182V20H181ZM212 21H213V20H212ZM218 21H219V20H218ZM218 21H217V22H218ZM224 21H227V19H226V20L224 19ZM228 21L231 22V20H228ZM228 21H227V23H229ZM237 21H235L234 24H236V26H239V24H237ZM81 22H82V21H81ZM83 22H84V21H83ZM83 22H82L81 24L79 23V29L77 30V31H78L77 33L79 34V35H78V39L80 40V44L82 43L83 46H84V45H86V46L88 45L87 49H90L89 47H91V46H89V45L92 44V42H93V47H91V48H94V42H95V43H97V42L99 43V44H96L95 46H103V47H105V45H102V43H103L102 41L105 42V40L102 39V38H101V39H98V38L100 37V35L103 36V35L105 34V31L103 30V31H104V32L102 31L103 34H100V35H99V34H97V32H98V33L100 32L99 28H97V29L95 28V27L97 26L96 22H95V27H94L95 30H96V32L93 31L94 28L92 27V24H91V23L87 22L88 24H86V23H83ZM91 22H92V21H91ZM114 22H115V24L112 22L113 26H114V25H118V26H121V27L124 28V26L119 25V24H116V23H118V21H117V22L114 21ZM122 22H123V20H122ZM125 22H128V20L125 21ZM161 22L163 23V21H161ZM161 22H160V23H161ZM182 22H183V21H182ZM187 22H188V21H187ZM208 22H210V21H209V20L206 21V23H208ZM214 22H215V21H214ZM217 22H216V23H217ZM233 22H234V21H233ZM233 22H231V24H233ZM240 22H241V21H240ZM240 22H238V23H240ZM7 23H8V22H7ZM20 23H21V21H20ZM47 23H48V22H47ZM69 23H68V24H67V23L65 24V22H64L65 26H66V25H69ZM71 23H70V28H71V26H72ZM162 23H161V24H162ZM164 23H165V22H164ZM206 23H205V24H206ZM225 23H226V22H225ZM227 23H226V24H227ZM251 23H252V22H251ZM1 24H2V22H1ZM10 24H11V22H10ZM22 24H23V23H22ZM44 24H45V23H44ZM55 24L53 23L52 25H55ZM89 24H91L90 26L93 28V30L90 28ZM93 24H94V23H93ZM126 24H127V23H126ZM129 24H130V23H129ZM155 24H157V23L155 22ZM161 24H160V25H161ZM165 24H166V23H165ZM168 24H170V23H167L166 25L163 24L164 26H166V29L163 27V25H162V26H158V27H163L164 30L166 31L167 35H169L170 37H172V36L176 37V35H179L178 33H177V34H174V33H173L175 30H177V28H176L177 26H176V27L174 26V25H177V24H174V23H173V26H170V27L168 26V27H167ZM217 24H219V23H217ZM220 24H222V22H221ZM231 24H230V25H231ZM3 25H4V24H3ZM26 25H27V23H26ZM46 25L49 26L48 24H46ZM50 25H51V24H50ZM144 25H145V24H144ZM146 25H147V24H146ZM146 25H145V27H146ZM178 25H179V23H178ZM209 25H210V24H209ZM212 25H213V24H212ZM212 25H211V26H212ZM230 25H223V26H220V25H219V26L221 27V29H219L220 31L216 32V31H217V28H216V30H214L212 33L214 34V33L216 32V33L219 34V32H220V33H221L220 35H223V37H225V36H229V35H231V33H233L232 31H234V30L232 29V27H234V26H232V25L230 26ZM255 25H256V24H255ZM0 26H1V25H0ZM31 26H32V24H31ZM65 26H64V25H63V26H60V27H61L60 30L63 31L62 34H64V36H65V33H66V34H67V33L69 34V33H71V31H73V30L68 29V26H67V27H65ZM93 26H94V25H93ZM98 26H99V23H98ZM105 26H106V27H105ZM137 26H138V25H137ZM137 26H136V27H137ZM156 26H157V25H156ZM180 26H181V23H180ZM206 26H208V25H206ZM213 26H214V25H213ZM32 27H33V26H32ZM50 27H51V26H49V29H50ZM53 27H54V26H53ZM60 27H58V28H60ZM62 27H64V28H62ZM72 27H73V26H72ZM103 27H105V28H103ZM109 27H110V26H109ZM109 27H108V29H110ZM115 27H117V26H115ZM125 27L127 28V26H125ZM215 27H216V26H215ZM23 28H24V27H23ZM33 28H34V27H33ZM66 28H67V29H66ZM74 28H72V29H74ZM112 28H113V27H112ZM123 28L116 29V30H121L122 32H124V29H123ZM128 28H129V27H128ZM178 28H179V26H178ZM180 28H181V27H180ZM182 28L184 29V27H182ZM204 28H205V27H204ZM207 28H208V27H207ZM240 28H241V26H240ZM19 29H20V30H19ZM54 29H55V28H54ZM54 29L51 30L50 32L53 31V32L55 33V32H56L55 30H56L57 28H56L55 30H54ZM108 29H107V31H109ZM132 29H133V28H132ZM134 29H135V28H134ZM160 29H162V28H160ZM185 29H186V28H185ZM205 29H206V28H205ZM211 29H212V28H211ZM214 29H215V28H214ZM252 29H253V28H252ZM68 30H69V32H68ZM116 30H115V31H116ZM135 30H136V29H135ZM181 30H182V29H181ZM207 30H208V29H207ZM235 30H237V29L235 28ZM238 30H240V29H238ZM16 31H17V32H16ZM22 31H23V30H22ZM22 31H21V32H22ZM30 31H31V30H30ZM41 31H42V30H41ZM43 31H44V30H43ZM61 31H60V32H61ZM74 31H75V30H74ZM112 31H113V30H112ZM112 31H111V32H112ZM121 31H120L119 33L117 32V34H123V33H121ZM130 31L132 32V30H130ZM182 31H183V30H182ZM187 31H188V32H187ZM187 31H184V32H185V33H186V32L189 33V30H187ZM205 31H206V30H205ZM209 31H210V29H209ZM240 31H241V30H240ZM15 32H16V33H15ZM47 32H48V30H47ZM53 32H52V34H53ZM58 32H59V29H58ZM58 32H57V33H58ZM102 32H100V33H102ZM163 32H164V31H162V33H163ZM177 32H181V31H179V29H178ZM184 32H183V33H184ZM202 32H203V31H202ZM206 32H208V31H206ZM206 32H205V33H206ZM210 32H211V31H210ZM237 32H238V31H237ZM72 33H74V32H72ZM124 33L126 34V32H124ZM136 33H137V32H136ZM166 33H164V34H166ZM185 33H184V35H185ZM187 33H186V34H187ZM194 33H196V32H194ZM198 33H199V32H198ZM198 33H196V34H198ZM200 33H201V32H200ZM200 33H199L198 35H200ZM235 33H236V31H235ZM252 33H253V32H252ZM47 34H48V33H47ZM55 34H56V33H55ZM55 34H54V35H55ZM58 34H60V33H58ZM58 34H57V36H60V35H58ZM74 34H75V33H74ZM107 34L111 36V34H109L108 32H107ZM113 34H115V32H113ZM117 34H115V35H117ZM137 34H138V33H137ZM160 34H161V33H160ZM172 34H174V35H172ZM180 34H181V33H180ZM202 34H203V33H202ZM233 34H234V33H233ZM233 34H232V35H233ZM254 34H255V33H254ZM254 34H253V36H254ZM259 34H260V33H259ZM50 35H51V34H50ZM69 35H71V34H69ZM69 35H68V36H69ZM97 35H99V36H97ZM126 35H127V34H126ZM126 35H125L124 37H126ZM138 35H139V34H138ZM138 35H137V36H138ZM158 35H159V34H158ZM158 35H157V36H158ZM167 35H166V36H167ZM184 35L182 34L181 36L184 37ZM188 35H190V34H188ZM188 35H186V36L188 37ZM191 35H192V34H191ZM207 35H211V36L209 37V39H210L211 37L214 39L215 36H216V35H215V36L213 35V36H214V37H213L212 34H207ZM207 35H206V36H207ZM232 35H231V36H232ZM45 36H46V35H45ZM76 36H77V35H76ZM76 36H75V37H76ZM113 36H114V35H113ZM130 36H131V35H130ZM134 36H136V34H135ZM169 36H168V38H170ZM181 36L179 35L180 40L178 39L179 37H177L178 41H181V38H183V37H181ZM186 36H185V38H186ZM204 36H205V34H204ZM206 36L204 37V39L206 38ZM218 36H219V35H218ZM18 37H19V36H18ZM49 37H50V36H49ZM71 37H72V35H71ZM105 37H107V36H105ZM108 37H109V36H108ZM111 37H112V36H111ZM118 37H120V36H118ZM127 37H128V36H127ZM127 37H126V38H127ZM131 37H133V36H131ZM139 37H141V36H139ZM146 37H147V36H146ZM164 37H165V36H164ZM164 37H163V40H164ZM193 37L195 38V36H193ZM193 37L190 36L191 39H193ZM216 37H217V36H216ZM53 38H54V36H53ZM59 38H61V36H60ZM67 38H68V37H67ZM72 38H73V37H72ZM95 38H96V39H95ZM116 38H117V37H116ZM128 38H129V37H128ZM141 38H142V37H141ZM141 38H140V39H141ZM161 38H162V37H161ZM168 38H166V39H168ZM198 38H200V37H198ZM202 38H203V35H202ZM207 38H208V37H207ZM218 38H219V37H217V40H218ZM220 38H222V37L220 36ZM220 38H219V39H220ZM226 38H227V37H226ZM226 38H224V39L227 40ZM228 38H231V37L229 36ZM253 38H254V37H253ZM61 39H62V38H61ZM105 39H106V38H105ZM107 39H108V38H107ZM107 39H106V43L110 41L109 39H108V41H107ZM112 39H113V38H112ZM112 39H111L110 42L113 43L112 45H116V44L114 43L115 40H114V42H112V41H113ZM114 39H115V37H114ZM121 39H122V38H121ZM121 39H120V41H121ZM145 39H146V38H145ZM166 39H165V40H166ZM171 39H173V38H171ZM174 39L176 40V38H174ZM204 39H203V40H204ZM209 39H207V40H209ZM215 39H216V38H215ZM254 39H255V38H254ZM260 39H261V37H260ZM59 40H60V39H59ZM62 40H63V39H62ZM64 40H65V39H64ZM67 40H68V39H67ZM74 40H75V38H74ZM79 40L76 41V43L79 44ZM117 40H118V39H117ZM117 40H116V41H117ZM123 40H124V38H123ZM123 40H122V42H124ZM125 40H126L125 42L128 43V42H127V39H125ZM129 40H130V39H129ZM129 40H128V41H129ZM142 40H143V39H142ZM142 40H140V41H142ZM175 40H174V41H175ZM199 40H200V39H199ZM203 40L201 39L200 41H203ZM217 40H216V41H217ZM120 41H117V42H118L117 44H119ZM145 41L147 42L148 40H145ZM183 41H184V39H183ZM186 41H187V40H186ZM190 41H192V42H190ZM190 41H189L190 43L188 44V48H189V50L192 52V56L194 57V59L196 58L195 60H197V62H198V59H197V58L200 59V58L203 57V56L205 57L204 54H205L208 50L205 51V49H203V48H204V47H202L203 44H202V43H199L198 39H197V41H196V39H193V40H190ZM220 41H221V40H220ZM220 41L218 40L219 43H222V42H220ZM222 41H223V40H222ZM26 42H27V41H26ZM55 42H56V41H55ZM57 42H58V41H57ZM63 42H64V41H63ZM74 42H75V41H74ZM110 42L107 43V44L105 43V44H106L108 47H111V46H109V45H111ZM122 42H121L120 44H122ZM131 42H132V41H131ZM131 42H129V46H131ZM158 42H159V41H158ZM168 42H169V41H168ZM172 42H173V40H172ZM176 42H177V41H176ZM203 42H204V41H203ZM69 43H70V42H69ZM69 43H68V44H69ZM100 43H101V44H100ZM144 43H145V42H144ZM159 43H161V42H159ZM173 43H174V42H173ZM184 43H186V42H184ZM184 43H183V44H184ZM205 43H206V41H205ZM210 43H211V42H210ZM213 43H214V42H213ZM242 43H244V42H242ZM250 43H251V42H250ZM61 44H63V43H61ZM108 44H109V45H108ZM124 44H125V43H124ZM124 44H123V46H121V45H117V47H118V46H121V50H122V47H124ZM147 44H148V42H147ZM165 44H166V42H165ZM176 44H177V43H176ZM176 44L174 43L173 45H176ZM178 44H179V43H178ZM229 44H230V43H229ZM69 45H70V44H69ZM69 45L66 46V47H69ZM71 45H72V44H71ZM71 45H70V48H71ZM76 45H77V44H76ZM76 45H75L74 47H76ZM125 45H127V44H125ZM133 45H135V44H133ZM133 45H132V46H133ZM145 45H146V44H145ZM171 45H172V43H171ZM185 45H187V44H185ZM204 45H205V44H204ZM223 45H225V44H223ZM245 45H246V44H245ZM248 45H249V44H248ZM251 45H252V44H251ZM251 45H250V46H251ZM60 46H61V45H60ZM77 46H78V45H77ZM211 46H212V45H211ZM242 46L244 47V44H243ZM250 46H249V47H250ZM58 47H59V46H58ZM62 47H63V46H62ZM62 47H61V48H62ZM64 47H65V46H64ZM72 47H73V45H72ZM80 47H81V46H80ZM112 47L114 48V46H112ZM112 47H111V48H112ZM126 47H127V46H126ZM165 47H166V46H165ZM180 47H181V46H180ZM232 47H233V46H232ZM240 47H241V46H240ZM246 47H248V46H246ZM249 47H248V48H249ZM256 47H257V46H256ZM256 47H255V48H256ZM259 47H260V46H259ZM61 48H60V49H61ZM106 48H107V47H106ZM113 48H112V49H113ZM127 48H128V47H127ZM129 48H130V47H129ZM138 48H139V47H138ZM169 48H170V47H169ZM182 48H183V47H182ZM215 48H216V46H215ZM237 48H238V47H237ZM75 49H76V48H75ZM79 49H81V48H79ZM85 49H86V48L84 47V51H85ZM87 49H86V50H87ZM108 49H109V48H107V50H108ZM114 49H115V48H114ZM124 49H125V48H124ZM132 49H133V48H132ZM136 49H137V48H136ZM207 49H208V48H207ZM213 49H214V48H213ZM252 49H254V46H253ZM258 49H259V48H258ZM261 49H262V48H261ZM57 50H58V49H57ZM61 50H62V49H61ZM73 50H74V49H73ZM90 50H92V49H90ZM109 50H110V49H109ZM109 50H108V51H109ZM119 50H120V49H119ZM172 50H174V49L172 48ZM187 50H188V49H187ZM218 50H219V49H218ZM237 50H238V49H237ZM247 50H248V49H247ZM250 50H251V49H250ZM255 50H257V48H256ZM62 51H63V50H62ZM69 51H70V49H69ZM75 51H76V50H75ZM81 51H82V50H81ZM100 51H101V50H100ZM104 51H105V50H104ZM104 51H102V52H104ZM113 51H114V50H113ZM122 51H123V50H122ZM122 51H121V53H122ZM190 51H189V52H190ZM211 51H212V50H211ZM223 51H224V50H223ZM252 51H254V50H252ZM252 51H251V52H252ZM257 51L260 52L259 50H257ZM257 51H256V52H257ZM95 52H96V51H95ZM111 52H112V51H111ZM114 52H116V51H114ZM114 52H112V53L115 54L116 56H119V55H117V53H114ZM118 52H119V51H118ZM184 52H185V51H184ZM186 52H187V51H186ZM212 52H213V51H212ZM218 52H219V51H218ZM218 52H216V53L218 54ZM220 52H221V51H220ZM228 52H229V51H228ZM228 52H227V53H228ZM241 52H242V51H241ZM256 52H255V55H254L252 58H250L249 60H245V61H244V60L241 58V59H242V61H240L241 70L243 69L242 67H244L245 69H247V68L250 69V68H254V67L259 69V67H257V66L260 65V64H257V60H258V55H260V54H258V52H257V54H258V55H257ZM71 53H72V52H71ZM97 53H98V52H97ZM97 53H96V54H97ZM105 53H106V52H105ZM108 53H110V52H108ZM125 53H126V52H125ZM213 53H214V52H213ZM262 53H263V51H262ZM262 53H261V54H262ZM93 54H95L94 51H93ZM93 54H92L91 56H93ZM96 54H95V55H96ZM106 54H107V53H106ZM110 54H111V53H110ZM118 54H119V53H118ZM220 54H221V53H220ZM220 54H219V55H220ZM225 54H226V53H225ZM107 55H108V54H107ZM123 55H124V54H123ZM188 55H190V54H188ZM229 55H230V54H229ZM231 55H232V54H231ZM231 55H230V56H231ZM249 55H250V53H249ZM251 55H252V54H251ZM108 56L111 57L110 55H108ZM238 56H239V55H238ZM240 56L242 57V55H240ZM244 56H245V55H244ZM247 56H248V55H247ZM96 57H97V56H96ZM99 57H100V56H99ZM99 57H98V59H96V61H99V60H100ZM112 57H113V56H112ZM121 57H122V56H121ZM123 57H124V56H123ZM217 57H218V56H217ZM235 57H236V56H235ZM1 58H0V59H1ZM34 58H35V59H34ZM74 58H75V57H74ZM208 58H209V57H208ZM238 58H239V57H238ZM245 58H246V56H245ZM247 58H248V57H247ZM3 59H2L3 62L6 61V60H3ZM33 59H34V60H33ZM83 59H84V58H83ZM90 59H91V57L88 58V61H89ZM101 59H102V57H101ZM104 59H105V58H104ZM156 59H157V58H156ZM205 59H207V57L204 58V60H205ZM234 59H236V58H234ZM32 60H33V61H32ZM91 60H92V59H91ZM91 60H90V61H91ZM102 60H103V59H102ZM114 60H115V59H114ZM151 60H152V59H151ZM157 60H158V59H157ZM159 60H160V59H159ZM191 60L193 61V58H192ZM201 60H202V59H201ZM215 60H216V58H215ZM215 60H214V61H215ZM232 60H233V59H232ZM84 61H85V60H84ZM84 61H83V62H84ZM88 61L86 60L87 63H89ZM105 61H106V60H104V62H105ZM144 61H145V60H144ZM176 61H177V60H176ZM209 61H210V60H209ZM258 61H260V60H258ZM262 61H263V60H262ZM262 61H260V62H262ZM6 62H7V61H6ZM6 62H5V63H6ZM10 62H9V64H10ZM12 62H11V63H12ZM91 62H92V61H91ZM99 62H100V61H99ZM104 62H103V63H104ZM140 62H141V61H140ZM142 62H143V61H142ZM178 62H179V61H178ZM197 62H196V65H197ZM203 62H204V61H203ZM235 62H237V61H235ZM16 63H17V62H16ZM26 63H24V64L26 65ZM34 63H35V62H34ZM34 63H33V65H34ZM95 63H96V62H94V63H92V64L90 63L91 66H89V67H90V68H91V67H92V68H95V67H93V66H98L99 63L97 62V63H96L97 65H96ZM153 63L155 64V62H153ZM161 63H162V62H161ZM165 63H167V62H165ZM165 63H164V64H165ZM193 63H194V62H193ZM0 64H2V62H1ZM31 64H32V63H31ZM74 64H75V62H74ZM105 64H106V62H105ZM139 64H140V63H139ZM164 64H163V65H164ZM211 64H212V63H211ZM233 64H234V63H233ZM233 64H232V65H233ZM238 64H239V61H238ZM261 64H262V63H261ZM12 65H14V63H12ZM17 65H18V64H17ZM17 65L15 64V66H17ZM79 65H81V63H80ZM86 65L88 66L89 64H86ZM86 65H85V66H86ZM92 65H93V66H92ZM148 65H150V64H148ZM151 65H152V64H151ZM165 65H166V64H165ZM184 65H185V64H184ZM209 65H210V64H209ZM232 65H231V66H232ZM236 65H237V64H236ZM4 66H6V65L3 64V66L1 65L0 67L2 68V67H4ZM10 66H11V65H10ZM73 66H74V65H72V67H73ZM81 66H82V65H81ZM83 66H84V65H83ZM85 66H84V67H85ZM100 66H101V65H99V67H100ZM102 66H103V65H102ZM102 66H101V67H102ZM104 66H105V65H104ZM160 66H162V65H160ZM166 66H167V65H166ZM166 66H165V67H166ZM171 66H172V65H171ZM238 66H239V65H238ZM6 67H7V66H6ZM20 67H23V66H20ZM20 67H19V68H20ZM25 67H26V66H25ZM34 67H35V66H34ZM144 67H145V66H144ZM154 67H155V66H154ZM169 67H170V66H169ZM169 67H168V68H169ZM206 67H207V66H206ZM206 67H205L204 64H201L200 67H199V68H200V71L205 70ZM228 67H229V66H228ZM235 67H236V66H235ZM235 67H234V68H235ZM13 68H14V67H13ZM17 68H18V67H17ZM87 68H88V67H87ZM87 68H85V69L87 70ZM96 68H98V67H96ZM96 68H95V69H96ZM102 68H103V67H102ZM166 68H167V67H166ZM166 68H165V69L163 68V69L166 71ZM237 68H238V67H237ZM2 69H3V70H2V74H3V72H4V75L7 74V73H5V68H2ZM14 69H16V67H15ZM23 69H24V68H23ZM88 69H89V68H88ZM100 69H101V68H100ZM106 69H107V68H106ZM144 69H145V68H144ZM150 69H151V67H150ZM154 69H156V68H154ZM158 69H159V68H158ZM173 69H174V68H173ZM182 69H183V68H182ZM186 69H187V68H186ZM186 69H185V70H186ZM206 69H207V68H206ZM215 69H216V68H215ZM261 69H262V68H261ZM0 70H1V69H0ZM6 70H7V69H6ZM24 70H25V69H24ZM92 70H93V69H92ZM97 70H98V69H97ZM97 70H96V71H97ZM107 70H108V69H107ZM107 70H106V72L109 71V70H108V71H107ZM147 70H148V69H147ZM161 70H162V69H161ZM161 70H160L159 72H161ZM164 70H163V71H164ZM167 70H168V69H167ZM196 70H197V69H196ZM198 70H199V69H198ZM233 70H234V69L232 68V71H233ZM239 70H240V69H239ZM7 71H8V70H7ZM89 71H91V69H90ZM99 71H100V70H99ZM103 71H104V70H103ZM103 71H100V72L102 73ZM156 71H158V70H156ZM163 71H162V72H163ZM165 71H164V73H165ZM172 71H173V70H172ZM172 71H169V72L172 73ZM228 71H230V70H228ZM235 71L237 72V70H235ZM261 71H262V70H261ZM9 72H11V71L9 70ZM12 72H13V71H12ZM18 72H19V71H18ZM24 72H25V71H24ZM26 72H27V71H26ZM109 72H110V71H109ZM141 72H142V71H141ZM141 72H140V74H141ZM143 72H144V71H143ZM143 72H142V73H143ZM146 72H147V71H146ZM154 72H155V71H154ZM166 72H167V71H166ZM176 72H177V71H176ZM176 72L173 73L176 77H178L179 75H181V74H178V73H177V74H178V76H177V75L175 74ZM185 72H186V71H185ZM189 72H190V71H189ZM193 72H194V71H193ZM195 72H196V71H195ZM208 72H209V71H208ZM218 72H219V71H218ZM223 72H224V71H222L221 74H223ZM226 72H227V71H226ZM233 72H234V71H233ZM239 72H240V71H239ZM239 72H238V73H239ZM241 72H242V71H241ZM243 72H244V70H243ZM248 72H250V71H248ZM258 72H260V71H257V73H258ZM21 73H22V72H21ZM136 73H139V72H136ZM196 73H197V72H196ZM196 73H194V74H195V77H196V75H197ZM198 73H199V72H198ZM200 73H201V72H200ZM206 73H207V71H206ZM206 73H205L204 75H206ZM215 73H216V72H215ZM234 73H235V72H234ZM253 73H254V72H253ZM253 73H252V74H253ZM255 73H256V72H255ZM22 74H23V73H22ZM54 74H55V73H54ZM125 74H126V73H125ZM156 74H157V73H156ZM160 74H161V73H160ZM165 74H166V73H165ZM184 74H185V73L182 72V75L180 76V78L182 77L181 80L184 79V78H183V75H184ZM187 74H188V71H187L186 75H187ZM194 74H193V75H194ZM217 74H219V73H217ZM227 74H228V73H227ZM249 74H250V73H249ZM102 75H103V74H102ZM126 75H127V74H126ZM136 75H137V74H136ZM141 75H142V74H141ZM143 75H144V73H143ZM166 75H169V73L166 74ZM166 75H165V76H166ZM191 75H192V74H191ZM204 75H203V76H204ZM212 75H213V74H211L210 77H212ZM236 75H237V74H236ZM56 76H57V75H56ZM56 76H55L54 79H56ZM157 76H160V75H157ZM171 76H173V75H171ZM200 76H202V74H200V75L198 74V75H197V77H199V79L201 78ZM218 76H219V75H218ZM220 76H223V75H220ZM231 76H232V75H231ZM53 77H54V76H53ZM105 77H106V76H105ZM107 77H108V76H107ZM125 77H126V76H125ZM139 77H140V76H139ZM142 77H143V76H142ZM167 77H168V76H167ZM184 77H185V76H184ZM190 77H191V76H190ZM190 77H187L186 79L189 78V80H190ZM206 77H207V76H206ZM234 77H235V76H234ZM236 77H237V76H236ZM39 78H41V77H38V79H39ZM49 78H50V77H49ZM117 78H118V77H117ZM117 78H116V79H117ZM161 78H162V77H161ZM191 78H193V77H191ZM204 78H205V76H204ZM224 78H225V77H224ZM54 79L52 78L51 80L54 81ZM59 79H60V78H59ZM96 79H97V78H96ZM108 79H109V78H108ZM139 79H140V78H139ZM163 79H166V78L163 77ZM172 79H173V78H172ZM175 79H176V78H175ZM197 79H198V78H197ZM199 79H198V80H199ZM201 79H202V78H201ZM201 79H200V80H201ZM205 79H206V78H205ZM230 79H231V78H230ZM237 79H239V78H237ZM261 79H262V78H261ZM36 80H37V79H36ZM51 80H50V81H51ZM61 80H62V79H61ZM113 80H114V79H113ZM132 80H133V79H132ZM132 80H131V81H132ZM159 80H160V79H159ZM166 80H167V79H166ZM173 80H174V79H173ZM203 80H204V79H203ZM206 80H207V82H208V79H206ZM214 80H215V79H214ZM262 80H263V79H262ZM40 81H41V80H40ZM45 81H46V79H44V82H45ZM59 81H60V80H59ZM90 81H91V80H90ZM118 81H119V80H118ZM145 81H146V80H145ZM160 81H162V79H161ZM160 81H159V82H160ZM167 81H168V80H167ZM174 81H175V80H174ZM174 81H172V83H173ZM186 81H187V80H186ZM186 81H185V83L187 84L188 81H187V82H186ZM235 81H236V80H235ZM235 81H234V82H235ZM259 81H260V80H259ZM47 82H48V81H47ZM62 82H63V81H62ZM62 82H60V83H62ZM65 82H66V81H65ZM87 82H88V81H87ZM87 82H86V83H87ZM91 82H92V81H91ZM91 82H90V83H91ZM96 82H97V81H96ZM98 82H99V81H98ZM106 82H107V81H106ZM106 82H105V83H106ZM113 82H115V81H113ZM142 82H143V81H142ZM150 82H151V81H150ZM157 82H158V81H157ZM163 82H164V80H163ZM163 82H161V84L166 86L167 84H169L168 82H170V81H168L167 84H163ZM176 82H177V81H176ZM190 82H191V80H190ZM190 82H189V83H190ZM199 82H200V81H199ZM220 82H221V81H220ZM231 82H233V81H231ZM36 83H37V82H36ZM52 83H53V82H52ZM58 83H59V82H58ZM60 83H59V85H61ZM86 83H85V84H86ZM145 83H146V82H145ZM174 83H175V82H174ZM174 83H173V85H174ZM178 83H179V82H178ZM189 83H188V84H189ZM197 83H198V81H197ZM213 83H214V82H213ZM228 83H229V82H228ZM259 83H260V82H259ZM31 84H32V83H31ZM37 84H39V86H38V85L36 86V88L38 87V88H37V89H38V91H37V95H36V91H35V93L33 92L36 96L41 95V97L43 98V96L45 97L47 94H49L48 92H50V90L52 89V88L49 86L50 83H46V84H48V85H45V84H43V82H42V83H39V82H38ZM85 84H84V85H85ZM97 84H98V83H97ZM102 84H103V83H102ZM112 84H113V83H112ZM159 84H160V83H159ZM175 84H176V83H175ZM180 84H181V83H180ZM188 84H187V85H188ZM211 84H212V83H211ZM217 84H218V83H217ZM35 85H36V84H35ZM50 85H52V84H50ZM86 85H87V84H86ZM88 85H89V83H88ZM114 85H115V84H114ZM142 85H143V84H142ZM142 85L140 84V81H138V79H137V80H134V81L131 82V83H128V84H127V89H126V88H125V89L117 88V89L109 90V91L105 92V94H104V98H106V103H107L108 107H109V108L111 107V109L113 108V110L116 111V114H115V115H116V118H118L120 121L122 120V121H125V122L128 121V120L132 121V125L134 124L133 126L138 130V131H136V134L139 132V135H137V137L140 136V134H142V133H140V131L143 132L142 129L145 128V126L148 125V124L146 125V121L149 122L148 118H151V117L156 118L155 116H157L158 114H160V111H162V110H159V109H158L159 107L156 106V105L154 104L155 102L157 103L158 101H155V102L153 101L154 103L151 102V101H152L151 99L153 98L152 96L150 97V98H151L150 101H149V99L147 98V96H146L145 98H147L148 101H147V99L143 98V99H145L144 101H147V102H143L142 98L139 97L140 95H139L138 93L141 92V91H140V88H141ZM145 85H146V84H144L143 86H145ZM162 85H161V86H162ZM193 85H194V84H193ZM200 85H201V84H200ZM204 85L207 86L205 83H204ZM209 85H210V84H209ZM220 85H221V83H220ZM223 85H224V83H223ZM226 85H227V84H226ZM228 85H229V84H228ZM232 85H233V84H232ZM242 85H243V84H242ZM242 85H241V86H242ZM252 85H253V84H252ZM252 85H251V86H252ZM255 85H256V84H255ZM52 86H53V85H52ZM57 86H58V85H57ZM95 86H96V85H95ZM106 86H107V85H106ZM108 86H109V85H108ZM108 86L106 87L105 91L108 89ZM111 86H112V85H111ZM156 86H157V85H156ZM170 86H171V85H170ZM170 86H169V87H170ZM178 86H179V85H178ZM181 86H182V85H181ZM194 86L196 87V85H194ZM205 86H204V87H205ZM244 86H245V85H244ZM257 86H258V85H257ZM34 87H35V86H34ZM34 87H33V89H34ZM59 87H60V86H59ZM91 87H92V86H91ZM148 87H149V86H148ZM152 87H153V85H152ZM158 87H159V85H158ZM167 87H168V86H167ZM173 87L176 88L177 86H176V87L173 86ZM185 87H186V86H185ZM187 87H188V86H187ZM200 87H201V86H199V88H200ZM202 87H203V86H202ZM212 87H213V86H212ZM229 87H230V88H228V89H231V85H230ZM233 87H234V86H233ZM94 88H95V87H94ZM94 88L92 87V89H94ZM101 88H102V89H101ZM101 88L99 87V89L104 90L103 87H101ZM109 88H110V86H109ZM143 88H146V86L143 87ZM143 88H142V89H143ZM150 88H151V87H150ZM161 88H162V87H161ZM196 88H197V87H196ZM215 88H218V86L215 87ZM239 88H240V87H239ZM37 89H36V90H37ZM83 89H84V88H83ZM95 89H98V88H95ZM159 89H160V88H159ZM179 89H180V88H178V91H179ZM183 89H184V87H183ZM187 89H188V88H187ZM194 89H195V88H194ZM219 89H220V88H219ZM223 89H224V87H223ZM223 89H222V91H223ZM57 90H58V89H57ZM171 90H173V91L175 92V89L172 88ZM176 90H177V89H176ZM181 90H182V87H181ZM181 90H180V91H181ZM213 90H215V89L213 88ZM232 90H233V89H232ZM248 90H249V89H248ZM260 90H261V89H260ZM52 91H53V90H52ZM85 91H87V90H85ZM143 91H145V89H144ZM160 91H161V90H160ZM165 91H167V88H166ZM165 91H163V92H165ZM168 91H170V88H169ZM173 91H172V92H173ZM185 91H186V89H185ZM189 91H190V90H189ZM236 91H237V90H236ZM236 91H235V92H236ZM238 91H239V90H238ZM97 92H100V91L97 90ZM97 92L94 93V91H93L94 95L97 94ZM103 92H104V91H103ZM174 92H173V93H174ZM216 92H217V90H216ZM38 93H39V94H38ZM170 93H171V92H170ZM176 93L178 94L177 91L175 92V95H176ZM179 93H180V92H179ZM182 93H183V92H182ZM187 93H188V91H187ZM217 93H218V92H217ZM221 93H222V92H221ZM231 93H232V92H231ZM231 93H230V95H231L232 97H234ZM238 93H239V92H238ZM258 93H259V92H258ZM31 94H32V93H31ZM89 94H90V91L88 92V95H89ZM91 94H92V93H91ZM99 94H100V93H99ZM141 94H142V93H141ZM163 94H164V93H163ZM210 94H211V93H210ZM219 94H220V93H219ZM225 94H227V93H225ZM233 94H234V92H233ZM251 94H252V93H251ZM255 94H256V93H255ZM92 95H93V94H92ZM161 95H162V94H161ZM166 95H167V94H166ZM220 95H222V94H220ZM239 95H240V94H239ZM47 96H48V95H47ZM47 96H46V98H47ZM153 96H154V95H153ZM167 96H168V95H167ZM167 96H166L165 98H168ZM178 96H179V95H178ZM235 96H236V95H235ZM246 96H247V94H246ZM254 96H255V95H254ZM39 97H40V96H39ZM89 97H91V96H89ZM142 97H143V96H142ZM154 97H155V96H154ZM158 97H159V96H158ZM158 97H157V98H158ZM171 97H172V96H171ZM181 97H182V96H181ZM215 97H216V96H215ZM224 97H225V96H224ZM5 98H6V97H5ZM95 98H96V97H95ZM169 98H170V97H169ZM174 98H176V97H174ZM178 98H179V97H178ZM183 98H184V97H183ZM240 98H241V97H240ZM10 99H11V97H10ZM43 99H44V98H43ZM92 99H93V98H92ZM160 99H161V98H160ZM176 99H177V98H176ZM219 99H220V98H219ZM225 99H228V97L225 98ZM230 99H231V98H230ZM232 99H233V98H232ZM244 99H245V98H244ZM0 100H4V99L2 98V99H0ZM153 100H154V99H153ZM157 100H158V99H157ZM166 100H167V99H166ZM171 100H172V99H171ZM171 100H169V102H170ZM184 100H185V99H183V101H184ZM216 100H217V99H216ZM239 100H240V99H239ZM4 101H8V100H4ZM4 101H0V102H1L2 104H5V103H3ZM42 101H43V100H42ZM48 101H49V100H48ZM90 101H92V100H90ZM115 101L117 102L116 104H120V105L122 106L121 109H114V104H113V102H115ZM160 101H162V100H160ZM160 101H159V102H160ZM173 101H174V100H173ZM173 101H172V102H173ZM227 101H228V100H227ZM240 101H241V100H240ZM240 101H239V102H240ZM165 102H166V101H165ZM167 102H168V100H167ZM215 102H216V101H215ZM241 102H242V101H241ZM6 103H8V102H6ZM175 103H176V102H175ZM207 103H208V102H207ZM209 103H210V102H209ZM220 103H221V102H220ZM2 104H0V105H2ZM158 104H159V105H160V104L162 105V104H164V103H158ZM194 104H197V103H194ZM204 104H205V103H204ZM166 105H167V103H166ZM175 105H176V104H175ZM179 105H180V104H179ZM185 105H186V104H185ZM192 105H193V103H192ZM202 105H203V103H202ZM202 105H201V106H202ZM206 105H207V104H206ZM209 105H210V104H209ZM216 105H217V104H216ZM222 105H223V104H222ZM118 106H119V105H118ZM170 106H171V105H170ZM183 106H184V102H183ZM193 106H194V105H193ZM2 107H4V105H3ZM157 107H158V108H157ZM160 107H161V106H160ZM164 107H165V106H164ZM164 107H163V110H165ZM174 107H176V106H174ZM177 107H178V106H177ZM181 107H182V105H181ZM119 108H120V107H119ZM161 108H162V107H161ZM165 108H166V107H165ZM171 108H173V107H171ZM187 108H189V107H185V108L183 107V108H180L179 111L175 112V115H177V116H179V117H182V118H185V120H186L187 118L190 119V118H191L190 116H193V117H194V115H196V114L193 113V115H191V114H192L191 110L189 111V109H187ZM194 108H195V107H194ZM198 108H201V107L197 106V109H198ZM204 108H205V107H204ZM210 108H211V107H210ZM213 108H214V107H213ZM215 108H216V107H215ZM218 108H219V107H218ZM219 109H221V108H219ZM224 109H226V108H224ZM228 109H229V108H228ZM0 110H1V108H0ZM2 110H3V109H2ZM168 110H170V109H168ZM172 110H173V109H171V111H172ZM176 110H178V109H176ZM202 110L204 111V109H202ZM211 110H212V109H211ZM95 111H96V110H95ZM166 111H167V108H166ZM173 111H175V109H174ZM196 111H197V110H196ZM199 111H200V110H199ZM203 111H202V113L205 112V111H204V112H203ZM208 111H209V110H208ZM88 112H89V111H88ZM200 112H201V111H200ZM211 112H212V111H211ZM1 113H2V112H1ZM1 113H0V114H1ZM60 113H61V112H60ZM75 113H76V111H75ZM91 113H94V112H91ZM91 113H89V114H91ZM96 113H97V112H96ZM98 113H99V112H98ZM163 113H164V111H163ZM167 113H168V112H167ZM167 113H166L165 116H167ZM58 114H59V113H58ZM70 114H71V113H70ZM70 114H69V115H70ZM72 114H73V112H72ZM161 114H162V113H161ZM199 114H201V113H199ZM205 114H206V113H205ZM205 114H203V115H205ZM65 115H66V114H65ZM94 115H96V114H93V116H94ZM169 115H171V114H169ZM208 115H209V112H208ZM208 115H207V117H208ZM58 116H59V115H58ZM91 116H92V114H91ZM93 116H92V117H93ZM98 116H99V115H98ZM102 116H103V115H102ZM160 116H161V115H160ZM163 116H164V115H163ZM171 116H172V115H171ZM171 116H169V118H170ZM200 116H202V115H200ZM62 117H63V116H62ZM73 117H74V116H73ZM79 117H81V116L79 115ZM92 117H91V118H92ZM161 117H162V116H161ZM195 117H196V116H195ZM195 117H194V118H195ZM205 117H206V116H205ZM60 118H61V117H60ZM76 118H77V120H78V117H76ZM89 118H90V117H89ZM100 118H101V117H100ZM159 118H160V117H159ZM169 118H168V120L171 121L173 117H172L171 119H169ZM174 118H176V117H174ZM174 118H173V119H174ZM198 118H199V117H198ZM63 119H64V117H63ZM83 119H84V118H83ZM114 119H115V118H114ZM152 119H153V118H152ZM161 119H163V118H161ZM165 119H167V118L165 117ZM165 119H164V120H165ZM199 119H201V118H199ZM206 119H207V118H206ZM77 120H76V122H78ZM86 120H88V119L85 118V121H86ZM90 120H91V119H90ZM90 120H89V122H90ZM153 120H154V119H153ZM155 120H157V119H155ZM155 120H154V121H155ZM168 120L166 121L167 124L169 123ZM181 120H182V119H181ZM185 120H183V122H184ZM191 120H192V119H191ZM201 120H202V119H201ZM258 120H259V119H258ZM60 121H61V120H60ZM64 121H65V119L62 121L63 124H64ZM71 121H72V120H71ZM85 121H84V122H85ZM154 121H153V122H154ZM177 121L180 122V119H178ZM187 121H189V120H187ZM195 121H196V120H195ZM255 121H256V120H255ZM255 121H254V122H255ZM66 122H68V118H67V121H66ZM73 122H74V121H73ZM100 122H101V121H100ZM102 122H103V121H102ZM106 122H107V120H106ZM125 122H124V123H125ZM128 122H129V121H128ZM128 122H127V123H128ZM160 122H161V120H160ZM163 122H164V121H163ZM163 122H162V124H163ZM173 122H174V121H173ZM190 122H191V121H190ZM202 122H203V121H202ZM69 123H70V121H69ZM98 123H99V121H98ZM108 123H109V122H108ZM108 123H107V124H108ZM117 123H118V122H117ZM151 123H152V122H151ZM157 123H158V122H157ZM157 123H156V124H157ZM164 123H165V122H164ZM171 123H172V121H171ZM184 123H185V122H184ZM187 123H189V122H187ZM187 123H186V124H187ZM249 123H250V122H249ZM259 123H260V122H259ZM74 124H75V123H74ZM76 124H77V123H76ZM100 124H101V123H100ZM102 124H103V123H102ZM102 124H101V125H102ZM110 124H111V123H110ZM121 124H122V123H121ZM125 124H126V123H125ZM125 124H124V126H125ZM156 124H155V125H156ZM159 124H161V123H159ZM175 124H176V122H175ZM186 124H184V125H186ZM190 124H192V123H190ZM230 124H231V123H230ZM70 125H72V124H70ZM130 125H131V122H129V126H130ZM132 125H131V126H132ZM152 125H153V124H152ZM173 125H174V124H173ZM173 125H172V126H173ZM188 125H189V124H188ZM60 126H62V125H60ZM127 126H128V125H127ZM131 126H130V127H131ZM133 126H132V128H133ZM148 126H150V124H149ZM157 126L159 127V125H157ZM160 126H162V125H160ZM172 126H171V127H172ZM177 126H178V125H177ZM240 126H241V125H239V127H240ZM257 126H258V125H257ZM260 126H261V125H260ZM65 127H66V126H65ZM69 127H71V126H69ZM122 127H123V126H122ZM125 127H126V126H125ZM163 127H164V125H163ZM163 127H162V128H163ZM165 127H166V124H165ZM175 127H176V126H175ZM239 127H238V128H239ZM28 128H29V127H28ZM72 128H73V127H72ZM103 128H104V127H103ZM117 128H118V126H117ZM135 128H134V130H136ZM155 128H156V126H155ZM160 128H161V127H159L158 130H159ZM172 128H173V127H172ZM213 128H214V127H213ZM216 128H218V127L216 126ZM32 129H33V128H32ZM69 129H70V128H69ZM69 129H67V130H69ZM119 129H120V128H119ZM146 129H147V128H146ZM148 129H152V131H153L154 128L148 127ZM184 129H185V128H184ZM261 129H262V128H261ZM33 130H34V129H33ZM71 130H72V129H71ZM74 130H75V128H74ZM94 130H95V128H94ZM100 130H101V129H100ZM109 130H110V128H109ZM156 130H157V128H156ZM156 130H154L155 132H153V134H156ZM158 130H157V131H158ZM181 130H182V129H181ZM228 130H229V128H228ZM251 130H252V129H251ZM256 130H257V129H256ZM263 130H264V129H263ZM22 131H23V130H22ZM24 131H25V130H24ZM26 131H27V129H26ZM34 131H38L37 128H36V130H34ZM34 131H33V132H34ZM69 131H70V130H69ZM107 131H108V130H107ZM144 131L146 132V130H144ZM212 131H213V130H212ZM214 131H215V130H214ZM225 131H227V129H226ZM254 131H255V130H254ZM5 132H6V131H5ZM97 132H98V131H97ZM122 132H123V131H122ZM130 132H131V130H130ZM163 132H164V131H163ZM169 132H170V131H168V133H169ZM223 132H224V130H223ZM223 132L221 133V131H219L218 137L221 138V139H223V141H224V143H225V145H226V148H227V146H228V142H229V140H230V136H231L232 134L230 135V134H228V132H227L226 134H224ZM255 132H257V131H255ZM31 133H32V132H31ZM34 133H36V132H34ZM43 133H44V132H43ZM92 133H93V132H92ZM100 133H101V131H100ZM134 133H135V132H134ZM146 133L149 134L150 132H149V133L146 132ZM186 133H187V132H186ZM186 133H185V134H186ZM217 133H218V132H217ZM253 133H254V132H253ZM20 134H21V133H20ZM32 134H33V133H32ZM36 134H37V133H36ZM68 134H69V133H68ZM74 134H75V133H74ZM90 134H91V133H90ZM90 134H88V135H90ZM96 134H97V133H96ZM113 134H114V133H113ZM113 134H112V135H113ZM160 134H161V132H160ZM178 134H179V133H178ZM180 134H181V133H180ZM215 134H216V133H215ZM235 134H236V133H235ZM254 134H255V133H254ZM257 134H258V133H257ZM259 134H260V133H259ZM263 134H264V133H263ZM63 135H64V134H63ZM97 135H98V134H97ZM130 135H132V134H130ZM143 135H144V134H143ZM143 135H141V137H142ZM151 135H152V133H151ZM166 135H168V134H166ZM176 135H177V134H176ZM233 135H234V134H233ZM33 136H34V135H33ZM37 136H38V135H37ZM49 136H50V135H49ZM67 136H68V135H67ZM99 136H101V134H100ZM133 136H134V135H133ZM135 136H136V135H135ZM154 136H155V135H154ZM154 136H153V137H154ZM159 136H160V135H159ZM173 136H174V135H173ZM190 136H191V135H190ZM216 136H217V135H216ZM238 136H239V135H238ZM249 136H250V135H249ZM263 136H264V135H263ZM19 137H20V136H19ZM21 137H22V135H21ZM21 137H20V138H21ZM31 137H32V136H31ZM62 137H63V136H62ZM62 137H61V139H62ZM64 137H65V136H64ZM90 137H91V135H90ZM102 137H104V136H102ZM141 137L139 138L140 140L143 138V137H142V138H141ZM153 137H152V139H153ZM169 137H170V136H169ZM169 137H168V138H169ZM182 137H183V136H182ZM200 137H201V136H200ZM214 137H215V135H214ZM234 137H235V136H234ZM16 138H18V136H17ZM22 138H23V137H22ZM91 138H92V137H91ZM144 138H145V137H144ZM146 138H147V136H146ZM154 138L156 139V136H155ZM161 138H162V137H161ZM165 138H166V137H165ZM191 138H192V137H191ZM193 138H194V137H193ZM198 138H199V137H198ZM212 138H213V137H212ZM241 138H242V137H241ZM262 138H264V137H262ZM4 139H5V138H4ZM49 139H50V138H49ZM59 139H60V138H59ZM65 139H67V137H65ZM65 139H63L65 142H62V141H61V142L64 143V144L66 143V140H65ZM69 139H70V138H69ZM88 139L91 141L90 138H88ZM94 139H95V138H94ZM99 139H100V138H99ZM132 139H133V138H132ZM137 139H138V138H137ZM149 139H150V138H149ZM152 139L147 140V141H151ZM159 139H160V138H159ZM202 139H203V138H202ZM41 140H42V139H41L39 136H38V137H36V136L33 137V138L31 139V144H30V146L27 145L28 147H27V148L25 147V152H32L33 154H36V155L34 156V158H35L39 153L42 152V149H41ZM47 140H48V139H47ZM47 140H46V141H47ZM89 140H88V141H89ZM105 140H106V138H105ZM111 140H112V139H111ZM140 140H139V141H140ZM142 140H143V139H142ZM142 140H141V142H142ZM165 140H166V139H165ZM165 140H164V141H165ZM175 140H176V139H175ZM180 140H181V139H179V142H180ZM191 140H192V139H191ZM191 140H190V141H191ZM214 140H216V139H214ZM251 140H252V139H251ZM253 140H254V139H253ZM262 140H263V139H262ZM44 141H45V140H44ZM72 141H73V140H72ZM77 141H78V140H77ZM96 141H97V139H96ZM98 141H100V140H98ZM117 141H118V140H117ZM127 141H128V140H127ZM133 141L135 142V140H133ZM133 141L131 142L132 144L129 143L128 145H129V146H132V145H133ZM158 141H159V140H158ZM172 141H173V140H172ZM172 141H171V142H172ZM177 141H178V139L175 141V142H176V145L179 143V142H177ZM196 141H197V140H196ZM260 141H261V140H260ZM263 141H264V140H263ZM4 142H6V141H4ZM15 142H16V141H15ZM47 142H48V141H47ZM50 142H51V141H50ZM61 142H60V145H61ZM74 142H75V141H74ZM74 142L71 143L70 140L67 141V143H66V144H67V150H65V151H67L66 153H65L63 150H61L60 148H58L59 150H61V152H60V151L57 149V150L60 152V153H59L60 155H58V152H57V150L55 149V151H56V153H57L58 156H57L56 159H55L56 161L54 160V157H53V161L57 162V163L60 165V168H59V169H57V168L55 167L56 170L58 171V172L55 173V174L57 175L58 178H60V180H64V181H60L59 179L57 180V181H60L61 183H64V182H66V181L69 182V180H72V178H73V174H75V172L73 173V171H74L73 169H72V170H73V171H72L73 174H72L71 172H69V171H70V167H71V165H68V164H70L69 161L67 162V160H70L71 157H73V155L75 154V149L73 148L74 145H72V144H74ZM78 142H79V141H78ZM93 142H94V141H93ZM110 142H111V141H110ZM114 142H115V141H114ZM136 142H138V141H136ZM143 142H144V141H143ZM143 142H142V144H143ZM145 142H146V141H145ZM156 142H157V139H156ZM166 142H167V141H166ZM175 142H174V145H175ZM188 142H189V141H188ZM188 142H187V143H188ZM234 142H235V141H234ZM248 142H249V141H248ZM42 143H43V142H42ZM48 143H49V142H48ZM98 143H99V142H98ZM98 143H97V144H98ZM103 143H104V142H103ZM107 143H108V141L106 140V145H107ZM138 143H140V142H138ZM162 143H163V142H162ZM183 143H184V142H183ZM187 143H186V145H188ZM197 143H198V142H197ZM236 143H237V142H236ZM250 143H251V142H250ZM252 143H253V142H252ZM45 144H46V143H45ZM77 144H79V143H77ZM92 144H93V143H92ZM94 144H95V143H94ZM111 144H113V143H111ZM111 144L109 143V146H110ZM152 144H153V143H152ZM152 144H150V145H152ZM156 144H157V143H156ZM259 144H260V143H259ZM261 144H262V143H261ZM3 145H5V144L3 143ZM119 145H121V143H120ZM138 145H139V144H138ZM140 145H141V144H140ZM166 145H169V143H168V144L166 143ZM170 145H171V144H170ZM170 145H169V146H170ZM176 145H175V146H176ZM178 145H179V144H178ZM184 145H185V144H184ZM184 145H183V146H184ZM193 145H194V144H193ZM195 145H196V144H195ZM235 145H236V144H235ZM238 145H239V143H238ZM249 145H250V144H249ZM21 146H22V145H21ZM23 146H24V145H23ZM89 146H91V145H89ZM95 146H97V145H95ZM113 146H114V145H112L111 147H113ZM115 146H116V145H115ZM143 146H144V145H143ZM143 146H142V147H143ZM148 146H149V145H148ZM172 146H173V144H172ZM253 146H254V145H253ZM261 146H262V145H261ZM5 147H6V146H5ZM53 147H55V146H53ZM97 147H98V146H97ZM116 147H117V146H116ZM118 147L121 148V147H123V145H122V146H118ZM118 147L115 148V149H118ZM138 147H139V146H138ZM138 147L136 146V148H138ZM145 147H146V146H144V148H145ZM155 147H156V146H155ZM161 147H162V146H161ZM161 147L158 146V149L161 148ZM166 147H167V146H166ZM166 147H164V148H166ZM173 147H174V146H173ZM173 147H171V148H173ZM178 147H179V146H178ZM49 148H50V145H49ZM78 148H79V147H78ZM81 148H82V146H81ZM88 148H89V147H88ZM90 148H91V147H90ZM92 148H95V147H92ZM99 148H100V146L98 147V149H99ZM113 148H114V147H113ZM113 148H112V150H113ZM127 148H128V147H127ZM130 148H132V147H130ZM133 148H134V146H133ZM133 148H132V149H133ZM139 148L142 149V150L139 149V150H140V151H139V150L135 149V150H137V153H138V151L140 152L139 154H137V155L134 154L133 151H135V150H132V153H131V154L136 155V156H133L134 159H135V158L137 159V157H138V160H137L136 162H139V158H140V157L143 158V160H146V159L149 160V159H150L148 162H150L152 159L155 160V158L157 157V156H156L157 154L154 155V154L152 153V152H153V149H152L151 147H150V150L152 149V151H149V152H151V153H149V152L147 151V150H149L148 147H147V150H144V149L141 148V147H139ZM156 148H157V147H156ZM162 148H163V147H162ZM162 148H161V149H162ZM176 148H177V147H176ZM176 148H175V149H176ZM253 148H254V147H253ZM257 148H258V147H257ZM3 149H4V148H3ZM50 149H51V148H50ZM79 149H80V148H79ZM101 149H102V148H101ZM101 149H100V150H101ZM106 149H108V147H106ZM124 149H125V147H123L122 151H124ZM154 149H155V148H154ZM158 149H157L158 152L161 151V152L164 154V151H163V150H165V149H163V150L159 149L160 151H159ZM169 149H170V148H169ZM173 149H174V148H173ZM180 149H181V148H180ZM180 149H179V150H180ZM249 149H250V148H249ZM259 149H260V147H259ZM4 150H5V149H4ZM44 150H46V149H44ZM48 150H49V149H48ZM53 150H54V149H52V151H53ZM77 150H78V149H77ZM89 150H90V149H89ZM94 150H95V149H94ZM100 150H99V151H100ZM108 150H109V149H108ZM244 150H245V149H244ZM246 150H247V149H246ZM251 150H252V149H251ZM251 150H250V152H251ZM254 150H255V149H254ZM50 151H51V150H50ZM91 151H92V150H91ZM104 151H105V150H104ZM113 151H114V150H113ZM130 151H131V150H130ZM157 151H156V152H157ZM180 151H182V150H180ZM203 151H204V150H203ZM2 152H3V151H2ZM44 152H45V151H44ZM44 152H43V154H45V155L47 156V154H46L47 152H46V153H44ZM84 152H85V151H84ZM87 152H88V151H87ZM117 152H118V151H117ZM124 152H125V151H124ZM166 152H168V151H166ZM175 152H176V151H175ZM220 152H221V151H220ZM233 152H234V151H233ZM233 152H232V153H233ZM256 152H257V151H256ZM56 153H55V154H56ZM61 153H62V154H61ZM85 153H86V152H85ZM85 153H84V154H85ZM88 153H89V152H88ZM154 153H155V151H154ZM162 153H161V154L158 153V154H159V155H162ZM173 153H174V152H173ZM237 153H238V152H237ZM248 153H249V152H248ZM55 154H54V155H55ZM79 154H80V153H79ZM84 154L82 153L83 157H85ZM131 154H129V155L127 154V155H128V156H131ZM181 154H182V153H181ZM202 154H203V153H202ZM54 155H53V156H54ZM64 155H65V156H64ZM76 155H77V154H76ZM86 155H87V154H86ZM164 155H165V154H164ZM168 155H169V154H168ZM175 155H176V154H175ZM183 155H184V154H183ZM185 155H186V154H185ZM189 155H190V154H189ZM207 155H208V154H207ZM246 155H247V154H246ZM48 156H49V155H48ZM74 156H75V155H74ZM79 156H81V154H80ZM87 156H88V155H87ZM176 156H178V155H176ZM180 156H181V155H180ZM205 156H206V155H205ZM44 157H45V156H44ZM50 157H51V156H50ZM76 157H77V156H76ZM76 157H75V158H76ZM81 157H82V156H81ZM81 157H80V158H81ZM131 157H132V156H131ZM131 157H130V158H131ZM160 157H161V156H160ZM160 157L158 156L157 159H159ZM163 157H164V156H163ZM163 157H162V158H163ZM167 157H169V156H167ZM39 158H40V157H39ZM77 158H78V157H77ZM162 158L160 159V161L162 160ZM179 158H180V157H179ZM201 158H202V157H201ZM207 158H208V156H207ZM66 159H67V160H66ZM84 159L86 160V158H84ZM136 159H135V160H136ZM172 159H173V158H172ZM177 159H178V158H176V160H177ZM181 159H183V158H181ZM186 159H188V158H186ZM191 159H192V158H191ZM209 159H210V158H209ZM229 159H230V158H229ZM17 160H18V159H17ZM46 160H47V159H46ZM46 160H45V161H46ZM51 160H52V159H51ZM72 160H73V158L71 159V163L73 164ZM81 160H82V159H81ZM85 160H84V163L82 162V164H80V165H81L80 167H78V165H77V167H78V168H81V167L83 166V164H85ZM129 160H130V162H131L133 159L131 158V159H129ZM140 160H141V159H140ZM184 160H185V158H184ZM1 161H2V160H1ZM38 161H39V159H38ZM79 161H80V160H79ZM79 161H78V162L76 161V162L79 164ZM82 161H83V160H82ZM157 161H158V160H157ZM191 161H192V160H191ZM216 161H217V160H216ZM18 162H19V161H18ZM18 162H16V163H18ZM40 162H41V160H40ZM47 162H48V160H47ZM50 162H51V161H50ZM80 162H81V161H80ZM133 162H135V161H133ZM141 162H143V161L141 160ZM154 162H155V161H154ZM176 162H179V161H176ZM201 162H202V161H201ZM204 162H206V161H204ZM209 162H210V161H209ZM211 162H212V161H211ZM11 163H12V162H11ZM11 163H9V166L6 165L7 167L4 166V165H2L3 163H0V177H2V178H0V180H1L2 182H4V180H8V178H7L6 176H7V175L10 176V175H11L10 173H12L11 171L14 172V166H15L16 164H15L14 166L12 165V166H13V170H12V169H11L12 166H11V168H10V164H11ZM13 163H14V162H13ZM21 163H22V161H21ZM23 163H24V164H23ZM23 163H22V164H23V167H24V173L26 172L27 174H29L28 176H34V175H36V172L38 171V168H39L40 166L38 167V164L35 162V160H33L32 158L29 159L28 157H26L25 160H23ZM53 163H54V162H53ZM53 163H51V164H53ZM77 163H74L73 165L75 166V164H77ZM131 163H132V162H131ZM144 163H145V162H144ZM151 163H153V161H151ZM180 163H181V162H180ZM214 163H216V162H214ZM7 164H8V163H7ZM48 164H49V163H48ZM51 164H50V165H51ZM54 164H55V163H54ZM185 164H186V163H185ZM40 165H41V164H40ZM46 165H47V163H46ZM59 165H58V166H59ZM87 165H88V164H86V167L89 168ZM133 165H134V164H133ZM135 165H136V164H135ZM140 165H141V164H140ZM142 165H143V164H142ZM192 165H193V170H192V172H193V171H195V170H194L195 168H194V164H192ZM201 165H202V164H201ZM201 165H199V166H201ZM206 165H207V164H206ZM212 165H214V164L212 163ZM43 166H44V164H43ZM43 166H42V167H43ZM153 166H154V165H153ZM182 166H183V165H182ZM188 166H189V165H188ZM203 166H204V165H203ZM210 166H211V165H210ZM16 167H19V166H16ZM21 167H22V165L20 166V168H21ZM23 167H22V169H23ZM52 167H53V165H52ZM52 167H49V168H52ZM86 167H85V165H84L82 168L85 169ZM179 167H180V166H179ZM195 167H196V166H195ZM207 167L209 168V166H207ZM218 167H219V166H218ZM8 168H9V169H8ZM44 168H45V167H44ZM71 168H73V167H71ZM215 168H216V167H215ZM10 169H11V170H10ZM15 169H16L15 171H17V172L20 170V169L17 170V168H15ZM53 169H54V167H53ZM53 169H51V170H53ZM75 169H76V168H75ZM177 169H178V168H177ZM190 169H191V168H190ZM190 169H189V170H190ZM199 169H200V168H199ZM203 169H204V168H203ZM203 169H202V170H203ZM209 169H211V167H210ZM212 169H213V168H212ZM44 170H46V168H45ZM47 170H48V169H47ZM56 170H54V171H56ZM86 170H87V169H86ZM86 170H83V169L80 170V169H79V171H82V173H83V171H84L85 173L89 172V171L86 172ZM171 170H172V169H171ZM189 170H188V171H189ZM196 170H197V169H196ZM200 170H201V169H200ZM215 170H216V169H215ZM40 171H41V170H40ZM176 171H177V170H176ZM180 171H181V170H180ZM188 171H185V172L187 173ZM190 171H191V170H190ZM204 171H206V170H204ZM208 171H210V170H208ZM17 172H16V173H17ZM47 172H50V170L47 171ZM52 172H53V171H52ZM52 172H51V173H52ZM170 172H171V171H170ZM196 172H197V171H196ZM201 172H202V171H201ZM206 172H207V171H206ZM206 172H205V173H206ZM22 173H23V171H22ZM39 173H40V172H39ZM42 173H43V172H42ZM51 173H50V174H51ZM76 173H77V172H76ZM180 173H181V172H180ZM198 173H199V172H198ZM213 173H214V172H213ZM213 173H212V174H213ZM14 174H15V173H14ZM14 174L12 173L13 176L16 175V174H15V175H14ZM167 174H168V173H167ZM202 174H203V173H202ZM209 174H210V172H209ZM255 174H256V173H255ZM18 175H19V174H18ZM22 175L24 176L25 174H22ZM41 175H42V174H41ZM52 175H54V174H52ZM75 175H76V176H80L79 174H78V175L75 174ZM75 175H74V177H75ZM169 175H170V174H169ZM169 175H168V176H169ZM172 175H173V174H172ZM182 175H183V174H182ZM189 175H190V174H189ZM198 175H199V174H198ZM206 175H207V174H206ZM206 175H205V177H206ZM215 175H216V174H215ZM250 175H251V174H250ZM3 176H5L7 179H4ZM173 176H174V175H173ZM192 176H193V175H192ZM201 176H202V175H201ZM203 176H204V175H203ZM254 176H255V175H254ZM17 177H18V176H17ZM39 177H40V176H39ZM54 177H55V176H54ZM82 177H83V176H82ZM178 177H179V176H178ZM187 177H188V176H187ZM195 177H196V175H195ZM248 177H249V176H248ZM248 177H247V178H248ZM250 177H252V175H251ZM256 177H257V179H259L257 175H256ZM37 178H38V177H37ZM78 178H79V177H78ZM200 178H202V177H200ZM209 178H210V177H209ZM212 178H213V177H212ZM2 179H4V180H2ZM16 179H17V178H16ZM19 179H21V178H19ZM23 179H24V177H23ZM73 179H74V178H73ZM203 179H204V178H202V180H203ZM215 179H216V178H215ZM257 179H256V180H257ZM13 180H14V179H13ZM13 180H12V181H13ZM53 180H54V178H53ZM55 180H56V178H55ZM65 180H66V181H65ZM160 180H161V179H160ZM164 180H165V179H164ZM169 180H170V179H169ZM178 180H179V179H178ZM205 180H206V179H205ZM205 180H204V181H205ZM207 180H210V179L207 178ZM212 180H214V178H213ZM219 180H220V179H219ZM219 180H218V181H219ZM251 180H253V179H251ZM251 180H250V181H251ZM8 181H10V180H8ZM16 181H18V179H17ZM24 181H25V179H24ZM227 181H228V180H227ZM247 181H248V179H247ZM247 181H246V182H247ZM72 182H74V181H72ZM72 182L70 181V184H72ZM76 182H77V181H76ZM76 182H75V183H76ZM161 182H162V181H161ZM169 182H170V181H169ZM174 182H175V180H174ZM179 182H180V181H179ZM179 182H178V183H179ZM206 182H207V181H205L204 183H206ZM209 182H210V181H209ZM209 182H207L208 185H209L210 183H212V182H210V183H209ZM214 182H215V180H214ZM214 182H213V183H214ZM224 182H226V181L224 180ZM232 182H233V181H232ZM243 182H244V181H243ZM243 182H241V183H243ZM57 183H58V182H55V184H57ZM61 183H60V184H61ZM176 183H177V182H176ZM244 183H245V182H244ZM244 183H243V184H244ZM28 184H29V183H28ZM28 184H27V185H28ZM32 184H33V182H32ZM68 184H69V183H68ZM163 184L165 185V182H163ZM163 184H162V185H163ZM167 184H168V183H167ZM171 184H172V183H171ZM181 184H182V182H181ZM215 184H216V183H215ZM215 184H214V186L216 187ZM217 184H218V183H217ZM220 184H221V183H220ZM222 184H224V183H222ZM227 184H228V183H227ZM227 184H225V185L228 186L230 183H229L228 185H227ZM243 184H242V185H243ZM247 184H248L247 186L249 187V182H247ZM251 184H252V183H251ZM29 185H30V184H29ZM38 185H39V184H38ZM63 185H65V184H63ZM145 185H146V184H145ZM199 185H200V184H199ZM206 185H207V184H206ZM230 185H231V184H230ZM239 185H240V184H239ZM252 185H253V184H252ZM252 185H251V187H252ZM25 186H26V185H25ZM65 186H66V185H65ZM65 186H64V188H65ZM160 186H161V185H160ZM176 186H177V188H181V187H178V184H177ZM179 186H180V185H179ZM181 186H182V185H181ZM189 186H190V185H189ZM189 186H188V187H189ZM194 186H196V185H194ZM202 186H203V185H201V188L204 187V186H203V187H202ZM214 186L212 185V188H209V189H211V191H214V189H213ZM217 186H218L219 188L221 187V186H219V185H217ZM234 186H235V185H234ZM254 186H255V181H254ZM54 187H55V186H54ZM69 187H70V186H69ZM140 187H141V186H140ZM166 187H167V186H166ZM166 187H162V189L164 188V191H166V190H167ZM182 187H183V186H182ZM186 187H187V185H186ZM188 187H187V188H188ZM196 187H197V186H196ZM207 187H208V186H207ZM209 187H211V185H210ZM222 187H224L223 192L220 194V196H221L220 199H222V201H223V202L221 201L222 204L220 205V206H222V207H220V206L218 207L217 204H216L217 207H216V206H213V205L211 206V205H208V204H207V205H204V206H199L201 203H200V204H196V201H201V202H202V200H197V199H199V198L195 199V197L193 198L192 196H191V197H192L193 201L195 200L194 203H195L196 205H195L193 202L191 203L190 200H189V202L187 201V204H183L184 206L186 205V207H185L184 209H187V207L189 208V205H190V209H189V210H190V212L195 216V218L198 219L197 222L199 221V225H200V226L198 227L197 224H196L197 222L195 223V225L198 227V228H197V227L195 226V227L198 229V230H197V233L194 231V232H195V233H194V234H195V237H196V235H197V238H198V241H197L198 244H196L197 246H195V247L193 246L194 248H193L192 250H187V251H190V252H189L188 254L186 253L187 255H185V257H183L182 255H180V256H182V257H179V258H178V257H175V258H178V259H177L178 261H179V259H181V263H182V261L184 260V263L186 262V264H205V260H206V258L208 257V256H206V252L208 251V252L212 253L213 249H215V248L217 249V248H218L219 244H221V243H223V242H225V241H227V240L229 239V234L231 233V231H230L231 228H229V227L227 228V226H226V227H223V226H222V225H223L222 223H224L225 221H224V222L221 221V219H222L224 216L226 217V214H227L229 211L226 212V214H225L223 217H222V215H221V219L219 218L220 221H221L222 223H219L220 221H219L218 223H219V224H222V225H221L222 227L218 226V224H216L218 227H217L216 225L214 226V223H213V222H212L213 224L211 225V226H213V227H209L208 224H207V226L204 224V223L207 221V219H209V221H210V217H211V218L215 217V216L217 215L218 212H219V213L221 212L220 210H222L223 208H226L225 205H228V204H229V203L226 204V202H228V200H229L230 197H235V195H238L237 193L235 194V192H236V191L234 192L235 189H232V188H231L232 190H229V189H228V191H225V192H224V190H225L227 187H225V186H222ZM231 187H233V186H231ZM243 187H245V185H243ZM255 187L257 188V186H255ZM55 188H56V187H55ZM67 188H68V187H67ZM167 188H168V187H167ZM171 188H173L174 193H173V191H172V189H171V191H172V195H170V194H171V191H170V193H169V191L167 190V191H168L167 194L170 195V197L167 196L169 199H170V198H173V195L176 194V193H175V186H174V187H171ZM184 188H185V186H184ZM184 188H182V189H184ZM205 188H206V187H204V189H205ZM219 188H216V189L221 191V188H220V189H219ZM234 188H235V187H234ZM239 188L241 189V187H239ZM259 188H260V187H259ZM25 189H26V188H25ZM30 189H31V188H30ZM39 189H40V188H39ZM57 189H58V188H57ZM57 189H56V190H55V189L52 190L51 194H54V196H55V194L58 193V192L55 193V192L57 191ZM139 189H141V188H139ZM149 189H150V188H149ZM168 189H169V188H168ZM188 189H189V188H188ZM188 189H187V190H188ZM216 189H215V190H216ZM236 189H237V188H236ZM251 189H252V188H251ZM61 190L65 191L64 189H61ZM69 190H70V189H68V191H69ZM145 190H146V189H145ZM177 190H178V189H177ZM177 190H176V191H177ZM179 190H180V189H179ZM189 190H190V189H189ZM189 190H188V191H189ZM191 190H192V188H191ZM194 190H195V189H194ZM199 190H200V189H199ZM226 190H227V189H226ZM247 190H248V189H247ZM257 190H258V189H257ZM261 190H262V189H261ZM31 191H32V189H31ZM37 191H38V189H37ZM37 191H36V192H37ZM54 191H55V192H54ZM58 191H59V190H58ZM66 191H67V190H66ZM140 191H141V190H140ZM157 191H158V190H157ZM167 191H166V192H167ZM180 191H181V190H180ZM188 191H187V192H188ZM197 191H198V190H197ZM206 191L208 192L207 189H206ZM209 191H210V190H209ZM254 191L256 192V189H255ZM34 192H35V191H34ZM34 192H32V193H34ZM40 192H41V191H40ZM215 192H217V191H215ZM249 192H250V191H249ZM263 192H264V191H263ZM14 193H15V192H14ZM37 193H38V192H37ZM37 193H36V194H37ZM60 193H61V192H60ZM62 193H64V192H62ZM65 193H66V192H65ZM68 193H69V192H68ZM141 193H142V192H141ZM141 193H140V195H141ZM145 193H146V192H145ZM149 193H150V192H149ZM152 193H153V192H152ZM152 193H151V195H150V196H152V197H151V200H152V198L154 199V197H156V196H155L156 193H155V195H153L154 193H153V194H152ZM160 193H162V192L160 191ZM163 193H164V192H163ZM163 193H162V194H163ZM177 193H181V194H183L182 191H181V192H177ZM200 193H201V192H200ZM204 193L207 194L206 192H204ZM209 193H211V192H209ZM209 193H208V194H209ZM212 193H213V192H212ZM245 193H246V192H245ZM256 193H257V192H256ZM28 194H29V193H28ZM40 194H41V193H40ZM45 194H46V193H45ZM45 194H43V195H45ZM66 194H67V193H66ZM162 194H161V195H162ZM165 194H166V193H165ZM184 194H185V192H184ZM193 194H194V193H193ZM202 194H203V193H202ZM202 194H199V195L202 196ZM216 194H217V193H215V195H216ZM240 194H241V191H240ZM257 194H258V193H257ZM257 194H256V196H257ZM33 195H34V194H33ZM46 195H47V194H46ZM57 195H58V194H57ZM59 195H60V194H59ZM59 195H58V197H59ZM63 195H64V196H67V195H65V194H63ZM146 195L148 196L147 193H146ZM196 195H197V193H196ZM199 195H198V196H199ZM209 195H212V194H209ZM218 195H219V194H218ZM253 195H255V193H254ZM12 196H13V194H12ZM15 196H16V194H15ZM27 196H28V195H27ZM49 196H50V195H49ZM52 196H53V195H52ZM163 196H164V195H163ZM174 196H175V195H174ZM176 196H177V195H176ZM181 196L183 197V195H180V197H181ZM194 196H195V195H194ZM203 196H204V195H203ZM203 196H202V197H203ZM238 196H239V195H238ZM17 197L19 198L18 195H17ZM17 197H16V198H17ZM30 197H31V196H30ZM46 197H48V196H46ZM55 197H57V196H55ZM58 197H57V198H58ZM60 197H61V196H60ZM60 197H59V198H60ZM69 197H70V195H69ZM141 197H142V196H141ZM144 197H146V196L144 195ZM161 197H162V196H161ZM180 197H179V198H180ZM182 197H181V198H182ZM207 197H208V195H207ZM211 197H212V196H210V198H211ZM216 197H217V195L215 196V199H216ZM218 197H219V196H218ZM218 197H217V198H218ZM244 197H246V196H243V197L241 196V198L245 199ZM248 197H253V196H247V198H248ZM261 197H262V196H260V198H261ZM13 198H14V197H13ZM22 198H23V196H22ZM52 198H54V197H52ZM52 198H51V199H52ZM65 198H66V197H65ZM148 198H149V197H148ZM156 198H157V197H156ZM204 198H205V197H204ZM212 198H213V197H212ZM235 198H237V196H236ZM241 198H238V200H240ZM11 199H12V198H11ZM27 199H28V198H27ZM33 199H34V200H33ZM44 199L46 200V198H44ZM44 199H43L42 196H40V195H36L35 197L32 198L33 201H31L32 203L30 204V206H29V208H28V210H29V214H28V215H31L30 218H31V217H32L33 219L35 218V219L38 221V224H37V225L42 224V223H40V221H41V222L45 221V215H46L47 213H49V212H52L53 210H52V211H50V210L52 209L53 206H56V205L50 206V203L48 204L49 199H50L49 197H48V202H47V201L44 202V201H43ZM63 199H64V198H63ZM72 199H73V198H72ZM165 199H166V198H165ZM165 199H164V201H165ZM175 199H176V197H175ZM183 199H184V198H183ZM189 199H190V197H189ZM218 199H219V198H218ZM218 199H216V200L213 199V200L216 201V203H217V200H218ZM230 199H231V198H230ZM233 199H234V198H233ZM233 199H232V200H233ZM249 199H250V198H248V200H249ZM257 199H258V198H257ZM12 200H13V199H12ZM16 200H18V199H16ZM20 200H21V199H20ZM56 200H57V199H55V200H51V201H55V202H54V204H55V203H56ZM142 200H143V199H142ZM142 200H141V201H142ZM145 200H147V199H145ZM151 200H150V202L154 203V202H153L154 200H153V201H151ZM177 200H178V199H177ZM203 200H204V199H203ZM208 200H210V199H208ZM213 200H212V201H213ZM224 200H225V204H224ZM226 200H227V201H226ZM248 200H247V202H248ZM250 200H252V199H250ZM250 200H249V202H250ZM254 200H255V199H254ZM254 200H253V201H254ZM13 201H14V200H13ZM170 201H172V200H170ZM184 201H185V200H184ZM204 201H206V200H204ZM212 201L210 200V202H212ZM214 201H213V203H214ZM218 201H219V200H218ZM229 201H230V200H229ZM241 201H242V199H241ZM241 201H240V202H241ZM259 201H260V200H258V202H259ZM17 202H19V201H17ZM17 202H15V203H17ZM29 202H30V201H29ZM66 202H68V200H67ZM70 202H71V201H70ZM148 202H149V201H148ZM150 202H149V204H150ZM155 202H156V201H155ZM166 202L168 203V201H166ZM166 202H165V204H166ZM177 202H178V201H177ZM181 202H182V201H181ZM19 203H20V202H19ZM51 203H52V202H51ZM72 203H73V202H72ZM143 203H144V202H142V206H143ZM146 203H147V202H146ZM156 203H159V202L157 201ZM171 203L174 204V202H171ZM171 203L169 204V206H172ZM189 203H190V204H189ZM207 203H208V202H207ZM218 203H219V202H218ZM238 203H239V202H236V203H235V200H234V202L231 201V203H230V206H231V204H232V206H233V210H236V209L238 208V209L236 210V212H237L239 209L242 208V207L240 208L241 204H238ZM242 203H243V202H242ZM263 203H264V202H263ZM13 204H14V203H13ZM17 204H18V203H17ZM17 204H16V205H17ZM27 204H28V203H27ZM52 204H53V203H52ZM60 204H61V203H60ZM66 204H67V203H66ZM77 204H78V203H77ZM77 204H76V205H77ZM144 204H145V203H144ZM188 204H189V205H188ZM202 204H205V203L203 202ZM202 204H201V205H202ZM214 204H215V203H214ZM22 205H23V204H22ZM25 205H26V204H25ZM63 205H64V204H63ZM145 205H146V204H145ZM147 205H148V204H147ZM150 205H151V204H150ZM166 205H167V204H166ZM175 205H177V204H175ZM247 205H248V204H247ZM257 205H258V204H257ZM262 205H263V204H262ZM26 206H28V205H26ZM49 206L51 207V209H50ZM67 206H68V205H67ZM67 206H65V207L67 208ZM71 206H72V205H71ZM71 206H69V207H71ZM153 206H155V205H153ZM156 206H157V205H156ZM167 206H168V205H167ZM232 206H231V207H232ZM242 206H243V205H242ZM23 207H24V205H23ZM77 207H78V206H77ZM172 207H173V206H172ZM179 207H180V204H179ZM181 207H182V205H181ZM227 207H228V206H227ZM244 207H246V205H245ZM253 207H254V205H253ZM26 208H27V207H26ZM61 208H62V206H61ZM150 208H151V207H150ZM159 208H160V207H159ZM159 208H158V209H159ZM170 208H171V207H170ZM176 208H178V205H177ZM246 208H248V207H246ZM21 209H22V208H21ZM53 209H54V208H53ZM58 209H60V208H58ZM64 209H65V208H64ZM81 209L83 210V208H81ZM81 209H80V210H81ZM156 209H157V208H156ZM156 209H155V210H156ZM161 209H162V208H161ZM161 209H159V212H161ZM171 209H172V208H171ZM228 209H229V208H228ZM243 209H244V208H243ZM248 209H249V208H248ZM22 210H23V212H24V208H23ZM143 210H144V209H143ZM150 210H151V209H150ZM153 210H154V209H153ZM176 210H179V209H176ZM182 210H183V207H182ZM224 210H226V209H224ZM233 210H232V211H233ZM241 210H242V209H241ZM241 210H240V211H241ZM56 211H57V210H56ZM145 211H147V209H145ZM148 211H149V208H148ZM162 211H163V210H162ZM170 211H173V209L170 210ZM179 211H180V210H179ZM185 211H186V210H185ZM243 211H244V210H243ZM247 211H248V210H247ZM249 211H250V210H249ZM249 211H248V213H249ZM60 212H61V211H60ZM75 212H78V211L76 210ZM85 212H86V209H85ZM154 212H155V211H154ZM181 212H182V211H181ZM187 212H188V211H187ZM223 212H224V211H223ZM223 212H222V213H223ZM230 212H231V211H230ZM244 212H245V211H244ZM26 213H27V212H26ZM58 213H59V212H58ZM88 213H89V211H88ZM90 213H91V212H90ZM162 213H164V211L161 212V215H162ZM182 213H183V212H182ZM185 213H186V212H185ZM241 213H242V212H241ZM50 214H52V213H50ZM80 214H81V211H80ZM83 214H84V213H83ZM85 214H87V213H85ZM136 214H137V213H136ZM155 214H156V213H155ZM158 214H159V213H158ZM158 214H157V216H158ZM186 214H188V213H186ZM220 214H221V213H220ZM233 214H234V215H236V214H240V212H239V213H235V212H234V213H232V215H233ZM28 215H26V216H28ZM52 215H53V214H52ZM52 215H50V216H52ZM70 215H71V214H70ZM78 215H79V214H78ZM93 215L95 216L94 213H93ZM98 215H99V214H98ZM104 215H105V214H104ZM148 215H149V214H148ZM151 215H153V214H151ZM229 215H230V213H228V216H227V217H229ZM250 215H251V213H250ZM46 216H47V215H46ZM48 216H49V215H48ZM74 216H75V215H74ZM74 216H72V217H74ZM88 216H89V215H88ZM88 216H86V217H88ZM94 216H93V217H94ZM102 216H103V215H102ZM137 216H138V215H137ZM184 216H185V215H184ZM186 216H189V215H186ZM218 216H219V215H218ZM240 216H241V215H240ZM242 216H243V214H242ZM252 216H253V215H251V217H252ZM67 217H68V216H67ZM67 217L65 216V218H67ZM84 217H85V216H84ZM103 217H104V216H103ZM103 217H102V219H103ZM151 217H153V216H151ZM154 217H156V216H154ZM227 217H226V218H227ZM243 217H244V216H243ZM251 217H250V218H251ZM28 218H29V217H28ZM49 218H50V217H49ZM70 218H71V217H70ZM75 218H77V217H75ZM75 218H74V219H75ZM78 218H79V217H78ZM78 218H77V219H78ZM90 218H91V217H90ZM147 218H148V217H147ZM156 218H157V217H156ZM159 218L161 219V217H159ZM159 218H157L158 221H160ZM190 218H191V220H192L193 217H190ZM190 218L188 219V217H187L188 220H187L186 218H185V219H186L187 221H189ZM226 218H225V219H226ZM230 218H231V217H230ZM235 218H236V217H235ZM35 219H34V220H35ZM50 219H51V218H50ZM74 219L72 218L71 220H73L74 222L77 221V219H75V220H74ZM82 219H83V218H82ZM82 219H81V220H82ZM86 219H87V218H86ZM95 219H96V218H95ZM108 219H110V218H108ZM111 219H112V218H111ZM157 219H155L156 222H157ZM193 219H194V218H193ZM219 219H217V220H219ZM223 219H224V218H223ZM253 219H254V218H253ZM48 220H49V219H48ZM54 220H55V219H54ZM67 220H68V219H67ZM71 220H70V222H71ZM81 220H80V221H81ZM87 220H88V219H87ZM155 220H154V221H155ZM194 220H195V219H194ZM205 220H206V221H205ZM227 220H228V222H229V221H230V222L233 221L232 219L229 220V218H227ZM227 220H226V221H227ZM31 221H33V220H31ZM49 221H50V220H49ZM49 221H48V222H49ZM52 221H53V218H52ZM82 221H83V220H82ZM91 221H92V220H91ZM91 221H90V222H91ZM108 221H109V220H108ZM130 221H131V220H130ZM152 221H153V219H152ZM164 221H165V220H164ZM164 221H163V222H164ZM195 221H196V220H195ZM195 221H194V222H195ZM204 221H205V222H204ZM209 221H208V222H209ZM213 221H214V220H213ZM234 221H235V220H234ZM237 221H238V220H237ZM237 221H236V222H237ZM246 221H247V220H246ZM249 221H250V219H249ZM60 222H61V221H60ZM100 222H101V221H100ZM100 222H99V223H100ZM104 222H105V221H104ZM156 222H155V224H156V227H157V223H156ZM161 222H162V221H161ZM163 222H162V223H163ZM192 222H193V221H192ZM202 222H203V223H202ZM208 222H206V223H208ZM210 222H211V221H210ZM210 222H209V224H210ZM230 222H229V223H230ZM242 222H243V219H242ZM250 222H251V221H250ZM250 222H249V223H250ZM253 222H254V221H253ZM36 223H37V222H36ZM39 223H40V224H39ZM63 223L65 224L64 221H63ZM68 223H69V222H66V224H68ZM78 223H79V222H78ZM85 223H86V222H85ZM102 223H103V222H102ZM132 223H133V222H132ZM142 223H143V222H142ZM162 223H161V224H162ZM181 223H183V222H181ZM187 223H188V222H187ZM215 223H216V222H215ZM225 223H226V222H225ZM231 223H232V222H231ZM245 223H246V222H245ZM43 224H44V223H43ZM43 224H42V226L44 227L45 225H43ZM45 224H46V223H45ZM47 224H49V227H50V223H47ZM47 224H46V227H47ZM58 224H59V223H58ZM71 224H72V223H71ZM75 224H77V222H76ZM103 224H104V223H103ZM106 224H107V223H106ZM112 224H113V223H112ZM153 224H154V222H153ZM155 224H154V225H155ZM159 224H160V223H159ZM190 224H191V223H190ZM192 224H193V223H192ZM237 224H239V222H237ZM237 224H236V225H237ZM246 224H248V223H246ZM251 224H252V223H251ZM54 225H55V224H54ZM77 225H78V224H77ZM89 225H90V224H89ZM113 225H114V224H113ZM140 225H141V224H140ZM143 225H144V224H143ZM147 225H148V224H147ZM227 225H228V223H227ZM241 225H242V224H241ZM254 225H255V224H254ZM63 226H64V225H63ZM65 226H66V228L68 229V228L70 227V224H69L68 226H67V225H65ZM78 226H79V225H78ZM78 226L75 227V225H74V226H72V228H71V227H70V228H71L72 230H73V228H76L77 231H78ZM80 226L82 227V224H81ZM83 226H84V225H83ZM99 226H100V227H104L105 225L102 226V225L100 224ZM99 226H98V228H99ZM132 226H133V224H132ZM151 226H152V225H151ZM159 226H160V225H159ZM193 226H194V225H193ZM224 226H225V225H224ZM228 226H229V225H228ZM231 226H232V225H231ZM251 226H252V225H251ZM39 227H40V226H39ZM46 227H45V228H46ZM52 227H53V226H52ZM58 227H59L58 229H60L61 225L58 226ZM86 227H87V226H86ZM134 227H135V226H134ZM160 227H161V228H165V226H160ZM238 227H239V225H238ZM63 228H64V227H63ZM70 228H69V230H70ZM87 228H88V227H87ZM96 228H97V227H96ZM105 228H107V227H105ZM119 228H120V227H119ZM153 228H154V227H153ZM157 228H159V227H157ZM161 228H160L159 230H161ZM177 228H178V227H177ZM185 228H187V227H185ZM188 228L190 229V227H188ZM235 228H236V227H235ZM240 228H241V227H240ZM253 228H255V226H254ZM64 229H65V228H64ZM79 229H80V228H79ZM81 229H82V228H81ZM93 229H94V228H93ZM107 229H108V228H107ZM113 229H114V228H113ZM136 229H137V226H136ZM142 229H143V228H142ZM155 229H156V228H155ZM174 229H176V228H174ZM53 230H55V228H53ZM53 230H52V232H53ZM60 230H61V229H60ZM60 230H59V231L56 230V231H57V232H60ZM82 230H84V229H82ZM85 230H86V228H85ZM94 230H95V229H94ZM110 230H111V229L105 230V232L107 231V232L109 233ZM120 230H121V229H120ZM147 230H148V229H147ZM159 230H158V231H159ZM248 230L250 231L251 228L248 229ZM42 231H43V230H42ZM50 231H51V230H50ZM99 231H102V229H101V230L99 229ZM114 231H115V230H114ZM123 231H124V230H123ZM127 231H128V230H127ZM130 231H132V230H130ZM130 231H128V232H130ZM152 231H153V230H152ZM156 231H157V229H156ZM183 231H184V230H183ZM183 231H182V233H184ZM189 231H190V230H189ZM240 231H241V230H240ZM244 231H245V230H244ZM246 231H247V230H246ZM52 232H51V233H52ZM57 232H56V233H57ZM61 232L63 233L62 230H61ZM72 232H73V231H72ZM102 232H103V231H102ZM105 232H103V233L105 234ZM107 232H106V233H107ZM115 232H116V231H115ZM144 232H145V230H144ZM154 232H155V231H154ZM68 233H70V231H69ZM100 233H101V232H100ZM111 233H112V230H111ZM113 233H114V232H113ZM116 233H117V232H116ZM116 233H114L115 238H114V235H112V234L109 235V236L112 235L111 237H109V236L106 234L107 237H106V238L104 237V238H105V239H108V240H109V239L112 240V239L114 238V239L116 240V238L118 237V239H120L119 236L116 235ZM121 233H122V232H121ZM141 233H142V232H141ZM54 234H55V231H54ZM78 234H80V233H78ZM101 234H102V233H101ZM104 234H103V235H104ZM128 234H129V233H128ZM142 234H144V233H142ZM184 234H185V233H184ZM186 234H188V233H186ZM241 234H243V233L241 232ZM246 234L248 235V233H246ZM64 235H65V233H64ZM75 235H76V234H75ZM75 235H74V237H75ZM106 235H105V236H106ZM125 235H126V234H125ZM133 235H134V234H133ZM133 235L131 234V236H133ZM188 235H189V234H188ZM231 235L233 236V234H231ZM243 235H244V234H243ZM250 235H252V234H250ZM250 235H248L247 237L249 238ZM47 236H48V235H47ZM52 236H53V235H52ZM55 236H56V235H55ZM59 236H60V233H59ZM84 236H85V235H84ZM116 236H117V237H116ZM136 236H137V235H136ZM136 236H135V237H136ZM234 236H235V235H234ZM245 236H246V235H245ZM245 236H244V237H245ZM100 237H101V236L99 235V238H100ZM102 237H103V236H102ZM112 237H113V238H112ZM122 237H123V235H122ZM125 237H126V236H124L123 239H124ZM133 237H134V236H133ZM193 237H194V235L192 236V238H193ZM92 238H93V237H92ZM104 238H103V239H104ZM137 238H138V236H137ZM236 238H237V237H236ZM250 238L252 239V236H250ZM250 238H249V239H250ZM253 238H254V237H253ZM49 239H50V238H49ZM54 239H55V238H54ZM54 239H53V240H54ZM83 239H84V238H83ZM94 239H95V238H94ZM105 239H104L103 241H106ZM118 239H117V241H115V243L113 242V243H112L113 245L111 244V246H109L110 242H109V244H107L108 242L102 244V243H103V242H102V243L99 244L98 246H97V245H94L95 247L97 246V247H96V249L98 248L97 251H96V249L94 250V247L92 246V248H93V249H92V252H93V250L96 251V252H93V253H96L95 255H97V252L100 250V253L104 256L103 258H104L105 261L102 260V259H98V258H97L98 255H99V252H98L97 257H95V259L92 257V255H94V254L91 253V254H90V255H91V259L93 258L94 261H95L96 259H98V261H97V260L95 261V262H97V264H100V263H99V260H101V262H102L101 264H109V263H112V260H113V263L116 262L117 260L114 261L113 257L115 256V258H117L116 256H120V254H122V252L124 253L125 251H123V250H125V246H126V245H125V244H126V243H125L126 241H125V242H121V241H120L121 239H120V240H118ZM132 239H133V238H132ZM193 239H194V238H193ZM246 239H247V238H246ZM251 239H250V240H251ZM254 239H255V238H254ZM259 239H260V238H259ZM50 240H51V239H50ZM50 240H49V241H50ZM53 240H52V241H53ZM62 240H63V239H62ZM98 240H99V239H98ZM100 240H101V239H100ZM100 240L97 241V242H98V243L101 242ZM111 240H110V241H111ZM128 240H129V239H128ZM196 240H197V239H196ZM55 241H57V240L55 239ZM78 241H79V240H78ZM85 241H86V240H85ZM122 241H123V240H122ZM129 241H130V240H129ZM129 241H128L127 244H130ZM132 241H135V240H132ZM182 241H183V240H182ZM191 241H192V240H191ZM193 241L195 242V240H193ZM238 241H239V240H238ZM244 241H245V240H244ZM252 241H253V242H257L258 239H257L256 241H254V240H252ZM50 242H51V241H50ZM70 242H71V241H70ZM87 242H88V241H87ZM137 242H138V241H136L135 243H137ZM183 242H184V241H183ZM234 242H235V241H234ZM253 242H252V244H251V245H253V246H251V245H250V246H251L252 248H255V249H254L255 252H259V251H256V249H257V250H260V249L257 248L258 246L256 247V245L253 244ZM259 242H260V244H261V240H259ZM51 243H52V242H51ZM59 243H60V242H59ZM67 243H68V242H67ZM95 243H96V242H95ZM95 243H94V244H95ZM176 243H178V242H176ZM249 243H251V242L249 241ZM62 244H63V243H62ZM64 244H65V243H64ZM83 244H84V243H83ZM149 244H150V243H149ZM190 244H191V242H190ZM106 245H107V246H106ZM132 245H133V244L131 243L130 246H132ZM174 245H175V243H174ZM187 245H188V244H187ZM192 245H193V244H192ZM194 245H195V244H194ZM238 245H239V243H238ZM247 245H248V244H247ZM254 245H255V246H254ZM108 246H109V248H108ZM130 246H129V247H130ZM223 246H224V245H223ZM244 246H245V245H244ZM262 246H263V245H261V247H262ZM70 247H71V246H70ZM126 247H127V246H126ZM134 247H136V246H134ZM177 247H178V245H177ZM177 247H175V248H177ZM221 247H222V246H221ZM236 247H237V246H235L234 248H236ZM245 247H246V246H245ZM259 247H260V245H259ZM261 247H260V248H261ZM55 248H56V247H55ZM182 248H183V247H182ZM182 248H181V249H182ZM234 248H233V249H234ZM252 248H251V249H252ZM62 249H63V247H62ZM126 249L129 250L128 247H127ZM132 249H133V248H132ZM249 249H250V248H249ZM249 249H248V250H249ZM261 249H262V248H261ZM177 250H178V249H176V251H177ZM183 250H184V248H183ZM220 250H221V249H220ZM242 250H243V249H242ZM245 250H246V249H245ZM248 250H247V251H248ZM262 250H263V252H264V248H263ZM262 250L260 251L261 253H262ZM57 251H58V250H57ZM130 251H132V250H130ZM133 251H134V250H133ZM135 251H136V250H135ZM254 251H253V252H254ZM61 252H62V251H61ZM145 252H146V251H145ZM145 252H144V253H145ZM214 252H215V251H214ZM249 252H250V250H249ZM251 252H252V251H251ZM253 252H252V253H253ZM255 252H254V256H255V258H256V256L258 257V256L260 255V252H259V255H255ZM80 253H81V252H80ZM128 253H129V252H128ZM131 253H134V252H131ZM135 253H136V252H135ZM141 253H142V252H141ZM173 253H174V252H173ZM230 253H231V252H230ZM252 253H251V254H252ZM43 254H44V253L42 252V255H43ZM129 254H130V253H129ZM137 254H139V253H137ZM148 254H149V253H147L146 256H148ZM150 254H153V253H150ZM167 254H171V253H167ZM167 254H166V255H167ZM175 254H177V253L175 252ZM175 254H174V256H175ZM232 254H233V253H232ZM246 254H247V253H246ZM246 254H245V255H246ZM256 254H258V253H256ZM45 255H46V253H45ZM49 255H50V254H49ZM60 255H61V254H60ZM74 255H75V254H74ZM131 255H134V254H131ZM140 255H141V254H140ZM154 255H155V254H153V256H154ZM172 255H173V254H172ZM178 255H179V254H178ZM222 255H223V254H222ZM229 255H230V254H229ZM247 255H248V254H247ZM58 256H59V255H58ZM76 256H77V254H76ZM78 256H79V255H78ZM83 256H84V255H83ZM85 256H86V255H85ZM121 256H122V255H121ZM138 256H139V255H138ZM146 256L143 255V257H146ZM150 256H151V255H150ZM160 256H161V255H160ZM162 256H163V255H162ZM176 256H177V255H176ZM241 256H242V255H241ZM243 256H244V255H243ZM249 256H250V255H248V257H249ZM254 256H253V257H254ZM86 257H87V256H86ZM86 257H85V258H86ZM101 257H102V256L100 255V258H101ZM155 257H156V256H154L153 259H155ZM167 257H169V260L171 259V257H170L169 255H168ZM230 257H233V256H230ZM246 257H247V256H246ZM56 258H57V257H56ZM80 258H82V257H80ZM80 258L78 257V259H80ZM119 258H120V257H119ZM135 258H136V257H135ZM141 258H142V257L139 258V259H140L139 261L142 260ZM151 258H152V257H151ZM151 258H150V259H151ZM172 258H173V256H172ZM213 258H214V257H213ZM215 258H216V257H215ZM21 259H22V258H21ZM21 259L19 258L18 260H21ZM31 259H32V258H31ZM70 259H71V258H67V257H66L65 260H64V261H65L64 264H92L91 262H87V261H90V260H91L90 258H89L90 260H87V261H85V260H83V259H82V261H80V260H79V261H77V260L72 261V260H70ZM111 259H112V260H111ZM133 259H134V258H133ZM146 259H147V258H146ZM153 259H152V260H153ZM159 259H160V258H159V255H158L157 260H159ZM163 259H164V258H163ZM242 259H243V258H242ZM248 259H249V258H248ZM252 259H253V258H252ZM256 259H257V258H256ZM258 259H259V257H258ZM260 259H261V258H260ZM23 260L28 261V260H26V259H23ZM23 260H22V262H24ZM120 260H122V259L120 258ZM129 260H130V259H127V258H126V261H128V262H124V260H122V261L124 262L123 264H125V263L128 264V263L130 262ZM134 260H135V259H134ZM210 260H211V259H210ZM230 260H231V258H230ZM235 260H237V259H235ZM245 260L251 262L250 259H249V260L245 259ZM254 260H255V259H254ZM254 260H253V261H254ZM91 261H92V260H91ZM94 261H92V262H94ZM132 261H133V260H132ZM132 261H131V262H132ZM144 261H145V260H144ZM149 261H151V260H149ZM155 261H156V260H155ZM155 261H153V262H155ZM161 261H162V260H161ZM174 261H175V260H173V262H174ZM246 261H245V262H246ZM256 261H257V260H256ZM256 261H255V262H256ZM22 262L20 261L19 263H21V264H53V263H52L51 261H49V260H43V259H37V258H35V259L31 260V261L29 260V261L26 262V263H22ZM58 262H59V261H58ZM103 262H104V263H103ZM136 262H138V261H136ZM156 262L158 263V261H156ZM156 262H155L154 264H156ZM255 262H251V264H252V263L254 264ZM121 263H122V262H121ZM138 263L140 264V262H138ZM138 263H136V264H138ZM141 263H142V262H141ZM145 263H146V262H145ZM151 263H152V262H151ZM162 263H163V262H162ZM162 263H161V264H162ZM167 263H170V264H171V263H172V260H170V261L167 262ZM176 263H177V262H176ZM176 263L174 262V264H176ZM178 263H179V262H178ZM181 263H180V264H181ZM184 263H183V264H184ZM233 263H234V262H233ZM17 264H18V263H17ZM95 264H96V263H95ZM119 264H120V263H119ZM130 264H131V263H130ZM132 264H133V263H132ZM134 264H135V263H134ZM158 264H160V263H158ZM256 264H261V263H260L259 260H258V262H257Z\"/></svg>","mask_w":264,"mask_h":264}]
</instances>
